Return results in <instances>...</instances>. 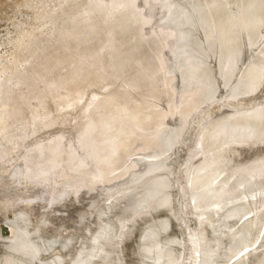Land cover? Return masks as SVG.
<instances>
[{
    "label": "rangeland",
    "instance_id": "1",
    "mask_svg": "<svg viewBox=\"0 0 264 264\" xmlns=\"http://www.w3.org/2000/svg\"><path fill=\"white\" fill-rule=\"evenodd\" d=\"M36 1V2H35ZM59 1H61L62 2V0H0V98H2L10 89V87H11V83L10 82H14V81H17L18 79H20V78H22L23 77V73H25L26 71H27V68H28V66L30 65L29 64V62L28 61H26V60H28L31 56H32V54H33V51H35V50H38V51H43V50H40V47L42 48H45V46L47 47L48 46V44H51L50 42L53 40L54 42L53 43H56L58 40H56V39H58L57 37H56V39H55V37L53 38V36H54V33H51V30H52V28H53V30H54V28H55V26H56V24L57 23H59L58 21L56 22V24H54L55 22L54 21H56V20H58L59 19V17L58 16H60V18L61 19H64V17H62L64 14V16H66L67 14L65 13V9L62 11V9H63V7H60V9H58L59 8V6H61L60 4H61V2H59ZM138 2H139V0H137ZM141 2L143 1L144 3V5L141 3V4H139V5H141V8H138L139 9V11L141 10L142 11V13H144V9H143V7L146 9V14L148 13V12H150L152 9H148V6H150V5H148V6H146V4L148 3L149 4V2L150 3H152V1L150 0H140ZM156 1H158V3H156L154 0H153V2H155V3H153V5L155 6V7H157L158 6V8L161 10V8L163 7V6H166L167 4L165 3H163L164 1L165 2H167V0H162V4L161 5H163V6H161L160 5V3H161V0H160V2H159V0H156ZM174 0H172V3H169V2H171V1H168V3L169 4H175V1L177 2V0H175L174 2H173ZM179 1V0H178ZM199 1V0H198ZM198 1L196 0V2L193 0V2L191 1H189L190 3H191V6L193 5H195L196 3L198 4ZM239 1V2H238ZM237 1V4H236V2H235V0H229L228 1V4H227V7H226V0H225V2H224V5H225V8H226V10H228V8H230L231 9V7L230 6H228L230 3L232 4V7H235L236 8V11L234 10V9H231L229 12L230 13H232V11L234 10L235 12H237V14H236V16H235V12H234V14L233 15H231V14H227L228 15V17L227 18H223L226 22V24H230L229 22H228V18L230 19V17H231V21H232V24L231 25H234V27H236L235 25H237V31H236V33L239 31V29L241 28H243L242 30L240 29V31H242V33L244 34H246V33H248L249 32V30L251 29V31H252V29H255V28H253V27H255V25L256 24H258L259 23V26H261V28L259 29L258 27H256V34L254 33L253 34V32H254V30H253V32H251L250 31V33H252V34H250V33H248V34H246V35H244V38H245V36L247 37V39H251V40H249L250 42H248V40L246 39L245 41L247 42V43H252V44H257V42H258V45L256 46V44H255V46L257 47H251V45H250V47H249V44H248V46H245V45H247V44H245V42L243 43V42H241L240 40H242L243 41V39L244 38H242L243 37V35L241 34V32H239L238 34H237V38L238 39H235L236 38V36H233V35H236V33H234L235 31L234 30H229V28H227V30L229 31H226L225 29H226V27H224V29H222V30H220L219 28V26L221 25V27L224 25H226L225 23H223L224 22V20H223V22H221L222 20H220V21H218V22H221V23H218V22H216V24L218 25H216V29L214 30V28H213V25L215 26V20H213L212 21V19H211V21L210 20H207V19H209V18H205L207 21H209V22H205L204 23V25H206V24H208V27H209V24L211 23V22H214V24L211 26V24H210V26L212 27H209V28H211V29H213V31H214V38L216 37V33H215V31L218 33L219 31H218V29L220 30V34L221 35H219V33H218V35L219 36H221V37H219L218 35H217V39L215 38H212V40H213V44L212 43H210L211 41H209L210 39H211V37H210V33H213V31L211 30V29H209L208 27H207V25L206 26H203V29L205 30V29H209V31H206V32H208L207 34H205L206 32L204 31V30H201V31H203V33H201L200 32V36H199V31L200 30H197V27H199V28H202V25L201 24H203L202 22H201V24H199V22H200V19H198L197 18V12H195L197 9L195 8V7H193L194 9V11L190 8L191 6H189V4L190 3H188V8H189V11H190V9H191V12L193 11V13H191V12H189L188 11V8L187 7H185L186 8V10L183 8V10H185V11H182V12H185V13H187L186 11H188V13H190L189 15H191V17H195V18H197L198 20H199V22L198 21H195V23L193 22V25H192V21L188 24V18L187 17H189L190 18V16H188L187 14H185V13H183L184 14V20H185V17L187 18V20H185V22L187 21V23L186 24H188V25H186V24H184L185 22H184V20L183 21H180L181 20V17L183 16V15H181V17H180V19L176 16L175 17V15H178L177 13H178V11L177 10H179V15L178 16H180V12H181V10H182V8L181 7H183L184 5L185 6H187V3H186V0H184V3L185 4H183V1L181 0V1H179V3H177L178 5L180 4L181 6H179V7H177L176 5H174V6H171L172 8L173 7H177V10H175L174 11V15H171V14H169V13H171V11L170 12H168V9H170L171 7H170V5H167L168 7V9L165 7L164 9L166 10V11H164V9L162 10V11H164V12H167L166 14L165 13H163V15L165 14V15H167V17L165 16L164 17V19L166 18V20H168L167 22L168 23H170L171 24V28H173L174 30H172V29H170V27H169V25L167 24V27L164 29V30H162L163 32L165 31L166 33L169 31H172V32H168L169 34H166L165 32V35L167 36V38H172L173 37V39H174V37H177V40H178V38L179 37H181V38H179V41L177 42L176 41V38H175V42H176V44H172V42L174 43V40L173 39H171V40H169L168 39V44H169V42L171 43V44H169V46H168V44H166L167 43V38L165 37V39H164V41H165V46L167 45V47H165V49L166 50H164L163 51V49H162V51L165 53V55H164V53L163 52H161V53H163L161 56L163 57H161L162 58V61H163V59L166 61H164V63H167L168 64V68H169V70L168 71H170V73L169 74H172V75H169L168 73H166L165 74V69H168L167 68V65L165 66L164 65V63H163V66H164V68H163V72H164V74L166 75V76H169V77H167L168 79H166L165 81L167 82V84H168V82L169 83H171V84H168V87H169V85H170V88L172 89V90H170V88H167V89H169V90H166V89H164L163 90V94H166V92L168 91H170L171 92V94L173 93L174 95H172L170 98H169V96H170V92L169 93H167L169 96L168 97H166V95H165V98L167 99V98H169V99H167L166 101H165V98H163L162 96L160 97L161 99L163 98L164 100H161L160 98H158L159 100H161V102H163V103H161L160 101V104H159V106H158V108H160V110H163V112L165 111V109L167 108L168 109V112H169V109L172 107V106H174L175 104L177 105L178 103H179V105H181L183 102V100H179V101H175V104L174 105H172V103H174V101H173V98H174V100H176L175 98H177L178 99V97H180L181 95L179 94L180 92H181V94L183 93H185V94H188V96H187V98H183L184 97V95L183 96H181L182 97V99H185V100H187L188 99V97L189 96H193L194 95V93L195 94H197V92L198 91H196V90H199V89H197L199 86H201V89H202V87H210V86H208L210 83H207L206 85H204L205 83H204V81H203V79L205 80L206 79V77H205V73L207 72V75L208 76H210V78L211 77H213V79H216L215 78V75H217L216 77H217V80L216 81H212V79H210L208 76H207V79H208V81L210 82V81H212L213 83H214V85L212 84V82H211V87H212V85H213V87L214 88H212L213 89V91H215V90H217L216 89V87H215V85L216 86H218V84H222V86H226L225 88H223L222 86H221V84L219 85V87H222V88H219V89H222L223 91H225V90H227V88H228V92H225V93H220L222 90H220V92H219V90H217L216 92H218V93H215L214 92V94H213V96H212V94L211 93H209V95H208V93L207 92H205L204 94H206V95H208L207 97H205L206 99L204 100V101H206L207 99H209V97H211L210 98V100H212V98H214V100H212L213 102L211 103L209 100L208 101H206V103L205 104H202L201 102H202V100H203V98H202V100L198 103V105H200V107H197V102H198V100H200L199 99V96H205V95H203V93H201V92H199L198 94H199V96L198 97H196L197 95H194L195 96V98H194V101H195V99H196V101H195V104H193L191 101L193 100L191 97H189L191 100H190V103L191 104H193V105H190V103H189V101H185V103H189V107H193V110H195V112L194 113H192L191 115H188V113H191V111L193 112V110H190V108H185L184 107V103L182 104L183 105V107H182V105L180 106V108H178L177 106H174V108L175 107H177L178 109H183L184 110V112L181 110H179L180 112H182V113H178L177 111H178V109H177V111H176V114H173L172 112L174 111V109H172L173 111L172 112H169L170 114H171V116L169 115L168 116V121H166V120H164V121H166V123L164 122V124L166 125V127L164 128V126H163V130H162V128H156L155 126L157 125H159L160 127H162V123H161V125H160V123H156V124H153V125H151V126H153V127H149V129H152V128H156V129H152L153 130V133H155L156 131L155 130H158L157 131V133L158 134H156L155 133V136L157 135L158 137V139L157 138H154V136H153V133L151 132L152 130H150V135H148V134H145L144 133V135L146 136H149L147 139H149L151 136H153L152 137V139L154 138L155 140H159L161 137H162V139H160V140H162V141H160V142H158V143H161V147H159V148H157L158 147V143H157V141L155 142V140L153 139V140H150V141H148V140H146L145 138H143L142 136H143V134H142V136L140 135V133L138 132V134L142 137L141 138V140L143 141V139H145L144 141L145 142H142V141H140L139 143H140V145H141V142L142 143H144L143 145H141V147H143V148H145V150L147 149V148H151V147H148V146H150V145H152V144H146L145 145V143L146 142H148V143H152L153 141H154V143H157L158 145L157 146H155V144H153L156 148L154 149L153 147H152V149L150 150V151H148V150H146V152L144 151L143 153H142V151L144 150V149H140L141 147L140 146H138L139 144H137V146H136V142L138 143V141H136V140H139L138 139V137H139V135H137L136 137H137V139H135V142H134V144H135V146H136V148H134L133 150H135V149H137V148H139L140 150V152L138 151L137 152V150L135 151L136 153L133 155L134 156V158H131V159H133V161L131 162V160H130V157H131V155L130 154H132V153H130L129 154V156H127V160H126V163L124 164V166H122L121 168H122V170H123V168H125V167H132V164H134V161H137V162H135L136 164L138 163V164H141V166L139 167L138 166V164L136 165L137 167H139V168H136V166H135V169H134V171L130 174V175H128L133 169L132 168H130V169H132V170H130L129 168L127 169H124V171L126 172V175L124 174L123 176H127V177H129V179L127 178V177H124V178H122L123 176L120 174V175H118L119 177L117 178V179H119L120 180V178H121V180L120 181H118L117 180V182H115L116 181V179H115V181L112 183L111 182V180L115 177H112V178H110V183H109V179H105V180H99V182H101V183H99L98 181V184H97V182L96 181H94V182H96V184L95 185H93V183L90 185V184H88L89 185V187L91 188V189H88V188H86L85 189V186H84V189H82V186H83V184H81L80 185V189L82 190V191H78V190H76V191H74L75 189H73V192H79L78 193V195L76 194V193H71V191L72 190H70L69 192L71 193V195L70 194H68V189H66L67 187H70V185H66L65 184V182L66 183H69L70 184V182L72 181V180H74V179H72L71 180V178H73V177H71L70 178V182L66 179L67 177L65 176H62V175H66V174H64L65 172H62L61 170L62 169H60V172H58V173H55V171H53L55 168H57V170L59 171V168L58 167H60V168H62V167H67V169L69 168V166L66 164L68 161H69V159L70 160H72V161H74L75 160V158L73 157V156H70V158H67L66 159V161H62V162H65L64 163V166L61 164V163H59V164H61V165H58L57 167L56 166H54L55 168H53V166H52V171H51V167H50V169H48L49 171H51L49 174L46 172V171H41V173L43 172H45V173H47L48 174V176H49V178L47 177V180L44 178L45 176H47V175H45V173L43 174V176H42V179H45L44 181H43V183H42V181H41V176H39V174H37L36 176L35 175H31V178H29L30 176L27 174H25V173H23L24 171H26L27 169H25V167L27 166V164H28V159L26 160V162H27V164L25 165V159H26V157L23 155V154H25V153H28L29 151H27V150H24V149H28V147H29V150H32L33 148L32 147H30V142H32V144H34V146L36 145L35 143H38V142H35V141H33L34 139L36 140V141H40L41 143L43 142V140H45L46 138H48L49 140H50V136H51V133H52V131H54V130H56V129H58V130H56V131H58L57 132V135H56V131H54L52 134H54V135H56V137H60L61 136V134L62 133H64V134H62V136L64 135H66L65 136V139H64V137L62 138L61 137V143H63V142H68L69 144H71L72 142H69V141H67V137L69 136V134H70V136L72 135V137H73V139H72V137H71V139L70 140H75V141H73V142H75V145H78L77 147H79L80 146V144H78L77 142L78 141H76V139H75V137L74 136H76V137H79V136H83L82 134L81 135H77L78 133H77V131H76V129L78 130V128L79 127H77V126H79L78 124H80L81 122H83L84 120L83 119H81V117L80 116H84L83 118L86 120V124H88V122H89V120H92L93 119V117H92V119H91V117L89 118L88 117V115H90L91 116V114L90 113H92L90 110L91 109H89L90 108V103L92 104V105H94V103L97 101V100H99V98L101 99L103 96H105L104 94H102L103 96L101 97V95H99L98 94V92H96V90L97 91H99L100 90V93H103V91L104 92H106V94L107 93H109L108 91L110 90V92L112 91V90H121L123 87H126V85H120L121 87H119V89H117V87H116V84L119 82V78L120 77H114L111 81H104V82H106V84L103 82V83H101V84H99L98 86L96 85V87H95V85H93V86H90V85H87L88 87H89V89H88V87L86 86V87H84L85 85H82L80 88H78V90L77 89H75V93L76 94H79L80 95V97L82 98L81 99V103H83L84 101H86V100H88V99H90L89 100V103H88V101H86L84 104H81L80 102V106H79V103L77 102L79 99H77V97H79V95L77 96V95H73V96H76V99L74 98V97H72L71 96V98L70 97H68L69 96V93L67 92H63V89H60V92H61V94H62V96L61 95H59L60 97H59V100H58V97L54 94H52L51 95V93L48 95V94H46L45 96L47 97V96H55L53 99H55L56 97V99L57 100H54V101H52V100H50V97L48 98H46L45 96L44 97H42L44 100H48V101H46L48 104H53L54 102H55V104H53V106H51L50 107V110L51 111H53V112H51V111H49L48 113L51 115V116H54L55 115V113H57V111L56 110H58V108L60 109V112H59V110H58V114L57 115H55V116H58L59 115V117L58 118H61L60 120L57 118V117H52L51 118V116L49 115V117L47 116L48 115V113L45 111V110H43L42 111V108L40 109V107H39V109H40V111H39V109H38V106L37 105H35V104H37V103H35V102H37V100H38V98H41V97H36L37 99L36 100H34L33 98H35V97H32V95L34 94V93H36V91L38 90V89H40L41 87L42 88H44L43 86H44V84H43V82H40V83H38V86H35L34 88H32L33 89V92H32V90H31V88L29 89V87H27V86H23L22 85V87L23 88H21V87H19V88H17V93L19 94L20 92H21V90H23L25 93H26V96L29 98V97H32L30 100H31V103H35V104H32V106L34 107V111H33V109H31V111H33L32 113H31V111H29L28 109V111H29V113L27 112V117L29 118V116L30 115H32L34 112H38L37 113V117H38V115H40L39 114V112L41 113L42 112V115H44V116H42V115H40V117H38V118H36V120H38L39 119V121L42 119V117L44 118L45 116L47 117V118H51V120H49L48 119V121L47 122H52V121H54L53 122V124H54V126L55 127H52L53 125L50 123V125H47V126H49L48 127V129L51 131V129H52V131L50 132L49 130H48V132H50V133H48L46 130H47V126L45 125V124H49V123H47V122H45V119H46V117L43 119V123L42 122H39L38 121V123H40L41 125L43 124V125H45L46 127H43V129H44V131H43V129L41 130V129H39V130H37L36 132H37V134H35V136H37V137H33V134H32V137L31 136H29L27 139H22V142L23 143H25V144H23L22 142H21V140L16 144V145H18L19 143H20V145H18V146H16V145H14V146H16L15 148H14V146L13 147H10V145H9V148L8 147H6L5 146V148L6 149H8L9 150V155H7L8 154V151H7V154H6V156H8L7 158L5 157V156H3V158H4V160H2V159H0V205H2L4 208H6L4 211H5V215H4V212H3V216L5 217V220H10V221H16V223H17V225H16V223L14 224L15 226H10V227H14L13 229H11L10 227H8L7 226V228H9V229H7L6 228V233H5V231H3L2 229H0V232L2 233V236L0 237V241H2L1 243H0V247H1V245L3 246V247H1V253H7L8 251H10V250H13V248L12 247H14V245L16 246V247H20L19 248V250H18V248H17V250H18V252L20 251V249L22 250V251H20L19 252V254H17V256H19L21 259H22V261H20V264L21 263H25V262H27V263H25V264H31V261H32V264L33 263H35V264H45V262H46V264H49V262L51 261V263L56 259H59V260H57V261H59L58 263H60V264H86L90 259H91V261H89V262H91V263H87V264H110V263H112V264H135L134 262H137L136 264H147L148 262L150 263L151 262V264H163L162 263V260H161V257H162V259L164 258V255L162 254V253H160V254H158L157 256L158 257H160V255H163V256H161L160 258H158V257H156V255L154 256V257H156V258H158V259H155L154 257H153V253H154V249L156 250V249H158V248H160V247H158V246H161V245H163V244H165L164 246H166V244H168V248H170V247H172V248H174V250L172 249V248H170V249H166L167 248V246L166 247H164V249H166L165 251H167V250H173V251H176V253H178L177 255H179V256H176V260L175 261H177L178 259H180V261H177L178 263L177 264H183V262H184V264H190V261H192L191 262V264H197L198 263V261H200V263H201V259H202V262H204L203 260H204V253H203V251L204 250H208V248L207 247H209L210 246V244H212V246L214 245V241H212L213 239H215V236H216V238H217V235H218V237L219 238H221L222 239V237L224 236H227V237H229L230 235H232V236H234L235 237V240L232 238V236L230 237V238H228V239H226V242L229 240V239H231V241L230 242H233L232 240H234V242L237 244V245H233V243H230L229 241L227 242V245H225L226 246V248H228V249H226L227 250V253H225L226 252V250H225V252H224V255H223V257L225 258V259H223V258H216V259H218V260H216L215 259V257H213V256H211V255H208V252H207V250L206 251H204L205 253H206V257H205V259H206V262H207V255H208V257H210V260H211V258H212V260L210 261V260H208V261H210V262H207V264H251V262H252V264H253V262H255V260H257L258 258H259V255L260 254H258V253H261L262 252V259L260 258L259 259V261H256V263L255 264H264V244H262V241H263V243H264V214L263 215H261V214H259V212L258 213H255L256 211H258L259 210V207H260V210L259 211H261V212H263V210H264V207L262 208V206H264V204L262 203V205H261V203L259 202V203H256V204H259L258 206L259 207H257V205L255 206V204L253 205V207L255 206V207H257L258 209H254L255 211L253 212V208H251V203H249L248 205H249V207L248 208H250L249 210L248 209H246L248 212L250 211V213H248V212H246V210H245V208H243V207H247V205H245V204H247L246 203V201H243V198H245V195L247 194V193H245V195L243 196V198L242 199H240V201L244 204V202H245V204L242 206V205H240V206H238V208L236 207V205H237V203L236 202H238V203H241V202H239V199H237L236 197V199L238 200H236V202H232L233 201V199H232V197H231V199L230 200H232L231 202H229V203H231V204H229V205H227V203L226 202H228V201H226L225 202V204H226V209L228 208L229 210L230 209H233V208H237L238 210L236 211V208H235V210L234 211H236V212H233V210H232V212H231V214H230V211H228V214H229V216H228V214H227V217H226V213H225V211L224 210H226V209H224V210H221V209H218V210H220V212L221 211H224V213L225 214H223L222 212H221V214H220V217H219V214H218V216H217V220L218 221H220V219H221V217H224L225 216V222L223 221V220H221V222H218L216 219H214V222H215V220L217 221V223L215 222V224H212V226H213V229H214V227H216L217 229H216V231H215V233H214V231L213 230H211V234H210V231H208V233L210 234L209 236H210V241H209V239H208V237L206 238L207 240L205 241H203V242H205V245L204 244H197V243H195L194 245L192 244V241L193 240H195V238H196V240L198 239V236H196V233H197V231L198 230H200V228H202L203 226H206L207 228H202L201 230H200V232L202 233L203 232V230L204 229H209L210 230V228H208L209 227V225L208 224H210L211 225V223L213 222H211V223H208V224H204V225H201L200 224V219H199V217L197 218V217H194L195 215H197V213L200 211V209H199V211H198V209H197V212H193L192 210H194V207H193V209L191 210L190 208L192 207H190V205H192L193 203H192V201H193V196H195L197 193L196 192H198V195L200 194L199 193V191L200 192H202V190H203V188L201 189V190H198L197 191V189L200 187V185H196V183H197V181L195 180L196 178H195V176L197 175V173H198V170L200 171V173L203 171L202 170V166H203V168H204V166H205V169H210V167L212 168V166H210L209 164L211 163V162H213V161H211L210 160V163H208V165H207V161L206 160H208L207 158H206V160L204 159V161L202 162L204 165H202V163H199V162H201L202 160H203V158L201 159L200 157L204 154H206V153H204L203 151H205V148L206 149H208V147H209V141H208V144L206 143V142H204V141H206L205 139H203L204 138V136L205 137H208V135H209V133L211 132H209L208 130H211L212 128H213V125L215 124V122H214V119H213V121L211 122V123H213L214 122V124L212 125L211 123V126H212V128H211V126L210 125H208V123H207V121L209 122V119H210V117H212V116H217L218 118L219 117H221V119H219V120H221V121H219L218 119H217V123H220V122H222V120H224V118H222V112H226V113H224V115L225 116H227L228 115V117H231V116H234V117H236V118H238L239 116V118H241V114H244L245 112V115L247 114V112L248 111H244L245 109H247L248 107H250V110L249 111H251L252 113H253V111H257V110H254V108L255 107H258V109L261 107H263V106H260V104L261 105H263L261 102V99L262 100H264V82H263V80H264V74H262V73H264V72H262L261 73V71H263L262 70V68H264V59H261V58H263V57H261V56H259V53H261L262 54V52L264 51L263 49H264V39H263V41H262V43L260 42V39L259 40H257L258 39V36H261V35H259L258 33L260 32V33H262V38L264 37L263 35H264V25H262L263 24V18L261 17V15H259V17H260V22L258 21L259 20V17H257V16H255V17H257V22L258 23H252L251 21H254V20H250V19H255L254 18V16H252L251 18L250 17H247V15L245 14V12L243 13V15H245V16H243L242 15V17H245V19L247 20L248 18H250V19H248V22L246 23L245 22V20H244V18H242L240 15L241 14H238V13H240L244 8L243 7H241L242 9H238L239 8V5L242 3V2H240V0H238ZM41 2V3H40ZM44 2V3H43ZM46 2V3H45ZM145 2H146V4H145ZM181 2H182V4H181ZM200 2V1H199ZM233 2H235V4L236 5H238V7H236V5L235 4H233ZM60 3V4H59ZM140 3V2H139ZM193 3V4H192ZM240 3V4H239ZM17 4V5H16ZM23 4V5H22ZM44 4H45V6H44ZM57 4H59V5H57ZM138 3L136 2V5H137ZM155 4H157V5H155ZM195 5V6H197V7H199L200 9L202 8V5ZM230 4V5H231ZM243 4V3H242ZM241 4V5H242ZM143 5V6H142ZM240 5V6H241ZM44 6V7H43ZM56 6H57V9H56ZM152 6V5H151ZM150 6V7H151ZM154 6H152V8H155ZM160 6V7H159ZM201 6V7H200ZM243 6H244V4H243ZM24 7V8H23ZM147 7V8H146ZM149 7V8H150ZM36 10H35V9ZM43 8H47L46 10L45 9H43ZM171 8V9H172ZM198 8V10L197 11H200V9ZM159 9H158V11H159ZM196 9V10H195ZM42 10V11H41ZM56 10V11H55ZM149 10V11H148ZM41 13H40V12ZM50 11H52V12H50ZM140 11V12H141ZM152 11H154V10H152ZM162 11H160L161 13L159 14V12H157V10H156V13L157 14H155L156 16L158 15H161L162 14ZM240 11V12H239ZM36 12V13H35ZM37 12H38V14H37ZM44 12V13H43ZM46 12V13H45ZM55 12V13H54ZM57 12H59V14L57 13ZM62 14H61V13ZM173 12V11H172ZM201 13L200 14H198V15H201V16H205V15H203L204 14V11L202 12V11H200ZM228 12V11H227ZM29 13V14H28ZM40 13V14H39ZM141 13V14H142ZM152 12H150V14H151ZM154 13L155 12H153L151 15H152V17H148L147 18V16H150V14L148 13L147 14V16L145 15V14H143V16H144V18H146V20H148V21H145V23H144V25H143V30L146 28V23L147 24H150V22H149V19H152V18H155L156 16L154 15ZM195 13H196V15H195ZM34 15V17L35 18H33V15ZM42 14H43V16H45V17H43L42 16ZM50 14L52 15V16H50ZM54 14V15H53ZM169 14V15H168ZM182 14V13H181ZM30 15V16H29ZM38 15H39V17H38ZM162 15V16H163ZM226 15V16H227ZM231 15V16H230ZM240 17H239V16ZM55 16V17H54ZM57 16V17H56ZM157 16V17H158ZM162 16H161V18H162ZM171 16V17H170ZM200 16V17H201ZM230 16V17H229ZM233 16V17H232ZM235 16V17H234ZM238 16V19L241 21V19H243V23L241 22L240 23V21H238V20H236L237 17ZM263 17H264V15H262ZM48 17V18H47ZM50 17H53V18H56V19H52V18H50ZM157 17H156V19H157ZM172 17H174L175 18V20H174V18L173 19H170V18H172ZM194 17L192 18V19H194ZM40 18V19H39ZM43 18H45V19H42ZM176 18H177V21L178 22H180V23H178L177 21H176ZM204 18V17H203ZM241 18V19H240ZM163 19V22H158V21H160V16L158 17V19L156 20V21H154L153 19L151 20L152 22L154 21V22H157L156 24L153 22L151 25H154V26H156V28L154 27V26H150V28H155V30L156 31H158L157 29H159L160 31H161V29H160V26H165V20ZM170 19V20H169ZM182 19H183V17H182ZM205 19H201V21L203 20H205ZM42 22H41V21ZM53 21V23H52V21ZM176 21L178 24H180L181 25V22L183 23L182 25H184V27H188V26H190L191 25V27H192V29L194 28V30H197L198 31V34H197V31H195V33L193 34V35H188V33H189V31H188V33L186 34V32H187V30H184L185 28L184 27H182L181 28V26L180 25H178L177 23V25H178V27H177V29L178 28H181L183 31H186V32H182V30L181 29H179V30H181V32L179 31V30H177V29H175L174 27L175 26H177L176 24H175V26H172V24L174 23H172V21ZM191 20V18L189 19V21ZM196 20V19H195ZM236 20V22L234 23V21ZM250 20V21H249ZM255 20V21H256ZM39 21V22H38ZM46 21H47V23H46ZM49 21V22H48ZM59 21H60V19H59ZM161 21H162V19H161ZM261 21H262V23H261ZM46 23V25L44 26V24ZM51 22V23H50ZM61 22V21H60ZM240 23V24H237V23ZM245 22V23H244ZM250 22V24L252 25V28H251V26H248V25H250V24H248ZM161 23H163L164 25H162ZM196 23H198L199 25H196ZM47 24H49V25H47ZM50 24H52L51 25V27H49L50 26ZM161 24V25H160ZM220 24V25H219ZM243 26H242V25ZM244 24H248L247 25V27H244ZM174 25V24H173ZM186 25V26H185ZM245 25V26H246ZM53 26V27H52ZM144 26H145V28H144ZM157 26H159V28H157ZM195 26V27H194ZM228 26V25H227ZM239 26V27H238ZM257 26V25H256ZM45 27H47V28H45ZM219 27V28H218ZM149 27H147L146 28V30H145V32L147 31H150V32H148V34H150L151 33V31H153V30H150V28L148 29ZM167 28H169L168 29V31H167ZM196 28V29H195ZM223 28V27H222ZM250 28V29H249ZM43 29H45V30H43ZM51 29V30H50ZM148 29V30H147ZM187 29V28H186ZM192 29H190V30H192ZM245 29H246V31H245ZM258 29L260 30V31H258ZM262 29H263V31H262ZM41 30H43V32H41ZM52 30V31H53ZM154 30V31H155ZM189 30V29H188ZM224 30H225V32H224ZM245 32H244V31ZM44 31H47L48 32V34L49 33H51V34H49L48 36H46L47 34H46V32H44ZM174 31H175V33H177V31H179L180 32V35H182L183 33H184V35H182V36H180L179 34H176L177 36H174L175 35V33H174ZM212 31V32H211ZM233 33V34H231V32ZM257 31H258V33H257ZM144 32V31H143ZM178 32V33H179ZM191 32H193V31H190V33ZM205 32V33H204ZM226 32L227 33H229V34H231V35H226ZM172 33H174V34H172ZM33 34V35H32ZM36 34V35H35ZM37 34H39V35H37ZM42 34H43V37L44 38H42V37H40V35L42 36ZM53 34V36H51ZM145 34H147V33H145ZM185 34H186V36H185ZM197 34V35H196ZM201 34H205V36L203 35H201ZM209 34V39H207V35ZM224 34V35H223ZM171 36V35H173L172 37H168V36ZM195 35V36H194ZM225 36V40L223 39V41L222 42H226V39H227V41H229V38H230V42H226L227 43V46H229V47H227L226 46V44L225 43H221V41L219 40L218 41V39L219 38H223V36ZM242 35V36H241ZM247 35H252V36H247ZM257 36V39H256V36ZM21 36V37H20ZM31 36H34V37H32V39H31ZM35 36H36V38H35ZM49 36L51 37V41H49L50 40V38H49ZM185 36V38H187V36L188 37H190V39H192V40H194V38L195 37H198L201 41H202V39H204V37H205V39L204 40H207L208 42H203V43H209L208 45H203L202 44V42H201V45L203 46V47H205V48H203L202 47V50L203 49H206V47L208 46V50L210 51H208L207 50V52H206V50H203L204 52V54H203V56L205 55V56H207V53L209 52V53H211V54H214V51L213 50H215V49H217V48H215L214 47V43H218V44H221V46L220 47H218V49L216 50V52H215V55H212V56H216V58H215V61H217L216 59H219V58H221V56H223L224 54H226V53H224V52H227L228 50L227 49H229V53H231L230 51H231V49H234V48H230V43L231 44H235V45H231V46H235V48L236 47H240L242 50H245V49H247L248 47V49H249V51H248V49L247 50H245V51H247L248 53L249 52H251L252 50V48L254 49V51L253 52H255V50H257V49H259L260 51H258L259 53H257L258 55L257 56H259L258 58H260L261 60H263V62L261 61L260 62V59H258L257 58V56L256 55H252V56H256V58H257V60H256V58L254 59V57L252 58L253 59V61H256V62H253L252 60H251V55L250 54H253V52L252 53H249V57H248V53H245V51H234V50H232V51H234L233 53L235 54V56H234V54L233 53H231L234 57H232L233 58V61H231V63H234V62H236V60L238 59H242V61H243V59L244 58H237V57H239V56H242L241 55V53H245L246 54V56L248 57V58H250V59H248L247 60V57H246V60H247V62L248 61H251V63H253L252 65H250V66H253L252 68H246V66H248L249 64H251V63H249L248 62V65H244L245 66V68L246 69H244V66H241L242 68H243V70H245L244 71V74L245 73H247V71L248 70H250V72L249 73H251V72H255V70H259V69H256L257 67H261V71L259 72V73H261V76L259 75V73H258V76L259 77H257V78H255V75H253L252 73H251V77H253V78H251V77H249L248 75H250V74H248L247 76L249 77V78H251V79H255V80H253V81H251V79L249 80V78L245 75H243V71H241V73H242V75L244 76V78L245 79H242L243 77H241V79L243 80V81H246L247 82V85L246 84H244V83H246V82H244L243 83V81L240 79L239 81V83H241V81H242V84H244V85H242L244 88H241L240 87V85L237 83L238 82V80H237V78L239 77L240 78V76H242V75H239L240 74V69L242 70V68L240 67V65H242L243 64V62L241 63V62H239L238 60V63H236L238 66H239V68H237L236 70H234L232 67H229V70L227 69V71H231L232 72V70H233V72L235 71H237V73H238V70H239V74H237V76L235 75L236 73L234 72H230L231 73V76L233 75H235L234 77H236V80H237V82H236V80H235V78L233 79V76H232V78L230 77V73L228 74V75H224V72H226V74H227V71H225L226 70V68H225V70L224 71H221V69H224V65H226V62L225 61H227L226 59H228L229 57L227 56V55H229L230 56V59L232 60V58H231V54H226V56L224 57V58H226L224 61H223V57H222V59H219L217 62H220V60H221V62H222V64H221V67L219 66L220 64L219 63H215V61L213 60L214 59V57H209L210 56V54L208 53V57H203L202 56V51H201V49H199L200 47H201V45H200V40L198 41V40H196V38H195V40L196 41H198V43L196 42H193L192 40H190L189 38L188 39H185V40H188V42L187 41H184V43L186 42V43H188V44H184L182 41H181V39L182 40H184L182 37H184ZM212 37H213V34L211 35ZM226 36L227 37H229V38H226ZM255 36V37H254ZM18 37V38H17ZM192 37V38H191ZM194 37V38H193ZM240 37L242 38V39H240ZM249 37H251V38H249ZM44 40L45 39V41L47 40V43L44 41H42V39ZM233 40H232V39ZM253 38L254 39H256L257 41L255 42V40H253ZM260 38V37H259ZM30 39V40H29ZM33 39H35L34 41H33ZM21 40V41H20ZM39 40H41V42L39 41ZM189 40H190V42H189ZM203 40V41H204ZM216 40V41H215ZM240 41L238 44H236L238 41ZM23 41V44H27L29 41H32L33 43L31 44V42L28 44V46H32L33 48H31V46L28 48V46H24V48H22V47H20V49H19V47H17V43L18 42H22ZM40 43V45H38V42ZM172 41V42H171ZM191 41H192V43H191ZM234 41H236V43L234 42ZM251 41H253V42H251ZM34 42H37V43H34ZM220 42V43H219ZM255 42V43H254ZM259 42L261 43V44H259ZM15 43V44H14ZM44 45H42V44ZM46 43V44H45ZM177 43L178 44H183V45H179L178 47H177ZM189 43L190 44H193L194 45V43H195V45L194 46H196V48L195 49H193V47L191 46V45H189ZM212 44V45H211ZM33 45H36V46H38L39 47V49H38V47L37 48H35L34 49V46ZM42 45V46H41ZM175 47H173V46ZM197 45H198V49H197ZM200 45V46H199ZM211 45V46H210ZM237 45H240V46H237ZM260 45V46H259ZM35 46V47H36ZM210 46V47H209ZM227 47L226 48V50H225V48L224 47ZM242 46H245V47H242ZM262 46H263V48H262ZM163 47V48H164ZM173 47V48H172ZM214 47V48H213ZM262 49H261V48ZM18 48V49H17ZM22 48V49H21ZM26 48H28L27 50L29 51H27L26 50ZM42 48V49H43ZM65 48V47H64ZM63 48V49H64ZM211 48V49H210ZM31 49V50H30ZM220 49V50H219ZM225 51H224V50ZM239 48H236V50H238ZM25 50V51H24ZM182 50V51H181ZM200 51L199 53L200 54H198L197 52L198 51ZM219 50V51H218ZM240 50V49H239ZM22 51V52H21ZM26 51L28 52L27 54H26ZM31 51V52H30ZM61 51V50H60ZM59 51V52H60ZM197 51V52H196ZM222 53H221V52ZM16 52H17V54L18 53H21V54H16ZM32 53V54H31ZM218 53V55H216ZM221 55H220V54ZM238 53L240 54L239 56H237L238 55ZM244 53H243V56L242 57H244ZM256 54V53H255ZM264 54V53H263ZM24 55H26V57L24 56ZM28 55H31V56H28ZM166 57H164V56ZM28 56V57H27ZM202 57V59H203V61L204 60H206V65H209L211 62H213L212 63V65H210V66H208V67H206V66H204L205 67V69H204V67L202 66V65H205V62L202 64V59H201V57ZM237 56V57H236ZM251 56V57H250ZM33 57V56H32ZM182 57V58H181ZM218 57V58H217ZM207 58V59H206ZM211 58H213V59H211ZM234 58H236V60L234 59ZM31 59V58H30ZM209 59V60H208ZM230 59H229V61H230ZM199 60H201L202 62H199ZM213 60V61H212ZM235 60V61H234ZM246 60H244V61H246ZM69 61H71L72 62V60H69ZM198 61V62H197ZM228 61V62H229ZM257 61H259L260 63H258ZM68 62V61H67ZM67 62H65V64H63V66L62 67H60L59 68V72L61 73V71L63 72V71H65V73L67 74L68 73V71L67 70H69L70 69V66L72 65V63H70L69 64V62L67 63ZM196 62H197V65H198V63H200V64H202V65H200L202 68L199 70L198 68L200 67H196ZM210 62V63H209ZM220 62V63H221ZM34 63H35V61H34ZM195 63V64H194ZM209 63V64H208ZM214 63H215V66H216V64H218L217 65V67L219 66L220 68H219V70L221 71V74H220V76H222L220 79L221 80H223V82H224V80H226L227 81V79L228 78H231V79H233V80H231V79H229V81H233V83H231L230 82V84H229V86H228V83H229V81L227 82V85L225 84L226 82H221V81H219L220 83H218L217 81H218V78L220 77L219 76V74L216 72V71H214V70H217L218 71V69H215L216 67H214L213 65H214ZM223 63H224V65H223ZM245 63V62H244ZM258 63V64H257ZM33 64V63H32ZM193 64V65H192ZM235 64V63H234ZM254 64H255V66H254ZM257 64V65H256ZM222 65L224 66V67H222ZM260 65V66H259ZM262 65V66H261ZM64 66H65V68H66V70L65 69H62V68H64ZM66 66H68V68L66 67ZM190 66V67H189ZM193 66V67H192ZM212 66V67H211ZM249 66V67H250ZM166 67V68H165ZM183 67H184V69H183ZM189 67V68H188ZM197 68L195 71V73L194 72H192V70L194 69V68ZM212 68L213 69V72L214 73H211V71H212V69H211V71L209 70V69H207V68ZM214 67V68H213ZM227 67V66H226ZM256 67V68H255ZM180 69V71L182 70V71H186L185 73L184 72H180L179 70H177V69ZM182 68V69H181ZM186 68L187 69H189V71L191 72H189L188 70H186ZM232 70H231V69ZM253 68H255V70H253V71H251ZM203 69V72L201 71ZM61 70V71H60ZM205 70H207V71H205ZM247 70V71H246ZM167 71V72H168ZM194 71V70H193ZM201 72V74H205L204 75V77L202 76V75H200V73L199 74H197L198 72ZM209 71V72H208ZM188 72V73H187ZM63 74V73H61L62 75H66V74ZM183 73V74H182ZM196 75H199V76H194V74ZM217 73V74H216ZM220 73V72H219ZM222 73H223V75H224V78H226V79H224L223 78V75H222ZM257 73V72H256ZM168 74V75H167ZM192 74V75H191ZM209 74H212V75H209ZM255 74V73H254ZM239 75V76H238ZM257 75V74H256ZM173 76V77H172ZM219 76V77H218ZM226 76H229V77H226ZM263 76V77H262ZM170 77H172V79L170 78ZM191 77V78H190ZM199 77V78H198ZM203 77V78H202ZM261 77V78H260ZM116 78H118V79H116ZM201 78V79H200ZM238 78V79H239ZM247 78V79H246ZM262 80L261 82H263V83H260V85H262L263 84V86H261V87H263L261 90H260V88L261 87H259V86H257V84H256V82L255 81H259L260 79ZM263 78V79H262ZM219 79V80H220ZM118 80V81H117ZM122 78H120V83L119 84H121L122 83ZM172 80V81H171ZM191 80V81H190ZM248 80L249 81H251L250 83L251 84H248ZM112 81H117V83L116 82H112ZM162 81H164V79H162ZM164 81V82H165ZM191 82V84H190V82ZM193 81H194V84H193ZM196 81V82H195ZM203 81V83H201ZM207 81V80H206ZM207 81V82H208ZM110 82V83H109ZM112 82V83H111ZM125 84H126V82H125V80L123 81ZM161 80L159 81V84H160V86L162 87L163 85H165V83L163 82H161ZM215 82H216V84H215ZM234 82L235 83H237V84H234ZM107 83H109V85H114L115 83V86L114 87H112V86H107L108 84ZM186 83H188V85L186 84ZM252 83H255L256 84V86H257V88L255 87V86H252L253 84ZM40 84V85H39ZM123 84V83H122ZM162 84V85H161ZM201 84V85H200ZM225 84V85H224ZM231 84H234V85H231ZM254 84V85H255ZM107 86V87H105V86ZM186 85L188 86V87H186ZM199 85V86H198ZM204 85V86H203ZM237 85V86H236ZM252 86L251 88H249V89H251L250 91H252L250 94L248 93L247 94V91H244L245 89L247 90L248 89V87H246L245 88V86ZM39 86H40V88H39ZM102 86H104V87H102ZM233 86H234V88H233ZM25 87H26V89H27V91L28 92H26L24 89H25ZM38 87V88H37ZM102 87V89H97V88H101ZM111 87V88H110ZM116 87V88H115ZM197 87V88H196ZM206 87H205V90H206ZM210 87V88H211ZM232 87V88H231ZM237 87H239V88H241V89H244V90H240L239 91V88H237ZM92 88V89H91ZM107 88H109V89H107ZM115 88V89H114ZM121 88V89H120ZM195 88V89H194ZM218 88V87H217ZM231 89V91H230V89ZM256 88V89H255ZM259 88V89H258ZM19 89V90H18ZM79 89L81 90V91H79ZM87 89L89 90V92H86L87 91ZM91 89V90H90ZM95 89V90H94ZM188 89V90H187ZM201 89H200V91H201ZM207 89H209V88H207ZM215 89V90H214ZM248 89V90H249ZM254 89V90H253ZM29 90H31V92L29 91ZM84 90H86V91H84ZM94 90V91H93ZM103 90V91H102ZM173 90H175V91H178L179 93V95L180 96H176L175 97V95H176V93L177 92H173ZM203 91L202 92H204V89H202ZM255 90H258V92L256 91V92H253V91H255ZM84 91V92H83ZM92 91L94 92L93 94L94 95H96L97 97V99H95V100H93L94 98H95V96L92 94ZM196 91V92H195ZM208 91V90H207ZM210 91V90H209ZM243 91V92H242ZM96 92V93H95ZM165 92V93H164ZM189 92H193V94L192 95H190V93ZM212 92V91H211ZM240 92H242V93H246V94H243L242 95V93H240ZM33 93V94H32ZM63 93H64V97H63ZM83 93V94H82ZM85 93H86V95H87V97H86V95H85ZM89 93V94H88ZM236 93V94H235ZM65 94H67V95H65ZM98 94V95H97ZM138 94V93H137ZM216 94V95H215ZM224 94H226V95H224ZM82 95V96H81ZM83 95H84V97H83ZM90 95H92V96H94V97H92V96H90ZM133 95L136 97H139L140 95L138 94V95H136V91L135 92H133ZM215 95V96H214ZM68 97V99H67V97ZM91 98H90V97ZM79 97V98H80ZM186 97V96H185ZM51 98V99H52ZM63 98V100H64V98H65V100H67V102L66 101H64V102H66V103H62L63 102V100H61V99ZM85 98V99H84ZM88 98V99H87ZM198 98V99H197ZM201 98V97H200ZM32 99H33V101H32ZM72 99H73V101H72ZM75 99V100H74ZM84 99V100H83ZM154 99V101H155V98H153ZM157 99V100H158ZM179 99H181V98H179ZM61 100V103L60 102H58V101H60ZM70 100V101H69ZM91 100H93V101H91ZM35 101V102H34ZM39 101V100H38ZM56 101H57V103H56ZM69 101V102H68ZM72 101V102H71ZM165 101V102H164ZM261 101V102H260ZM51 102V103H50ZM71 102V103H70ZM76 102V103H75ZM157 102V104H158V101H156ZM180 102H182V103H180ZM209 102H210V104H209ZM216 102V103H215ZM259 102H260V104H259ZM30 103V102H29ZM27 104L28 106H30L31 104ZM60 104V106L61 107H59V104ZM74 103V104H73ZM78 103V104H77ZM89 104V107L86 105V104ZM257 103H258V105L259 106H256L257 105ZM57 104V105H56ZM63 106H62V105ZM69 104H73L71 107H73L74 109H75V107L74 106H76V109H75V111L76 112H74V110H71V109H73V108H70V106H69ZM156 104V105H157ZM58 106V107H56V106ZM66 105V106H65ZM78 105V106H77ZM85 105V106H84ZM160 105H161V107H160ZM194 105H196L195 106V108H198V109H195L194 108ZM214 107H213V106ZM216 105H218L217 107H216ZM32 106H31V108H32ZM64 106H65V109H61V108H64ZM69 108H68V107ZM81 106H84V108L86 109V106L88 107V109H86V110H83L84 108L83 107H81ZM252 106H255V107H252ZM1 107H3V108H1ZM53 107H55V108H53ZM66 107H67V109H69L68 111L66 110ZM78 107H80V108H78ZM168 107H170V108H168ZM222 107V108H221ZM233 107V109L235 110V111H239L240 112V109H241V112H243L244 111V113H241L240 115H237L236 113H238V112H234V110H233V112H231V113H234L233 115L230 113V112H228V113H230V116H229V114H227V111H229V108L231 109ZM234 107H236V108H234ZM239 107H243V111H242V108H239ZM245 107H247V108H245ZM53 108V109H52ZM57 108V109H56ZM91 108H93L92 106H91ZM161 108H163V109H161ZM238 108V109H237ZM253 108V109H252ZM3 109H6L5 108V106H0V132H5L6 130H7V127H6V121L10 118V117H8V113L6 112V111H3ZM83 110V112H82V110ZM166 109V110H167ZM187 109H189V111L190 112H188L187 111ZM224 109H227V110H225V111H222V110H224ZM249 109V108H248ZM252 109V110H251ZM257 109V108H256ZM35 110H37V111H35ZM71 110V111H70ZM81 112H80V111ZM93 110V109H92ZM187 111V114H186V111ZM56 111V112H55ZM64 111V112H63ZM70 111V112H69ZM77 111H79V112H77ZM85 111H88V113L85 115L84 113H85ZM222 111V112H221ZM231 111H232V109H231ZM61 112H63V113H61ZM68 112V113H67ZM165 112H167V111H165ZM36 113H34V114H36ZM71 114V116H70V114L69 115H67V114ZM75 113V114H74ZM79 113H81V114H84V115H80ZM175 113V112H174ZM219 113H221V114H219ZM249 113V112H248ZM30 114V115H29ZM33 114V115H34ZM53 114V115H52ZM61 114V115H60ZM72 114H73V116H72ZM166 114H168V113H166ZM166 114H165V119H166ZM227 114V115H226ZM250 114V113H249ZM5 115V116H4ZM62 115H65L66 116V118L63 116V119H62ZM74 115H77V116H74ZM220 115V116H219ZM222 115V116H221ZM243 116L242 118H241V120L244 122V120H245V118H247L248 117V119H249V116ZM248 115V114H247ZM35 116V115H34ZM34 116H31V118L33 117V118H35ZM42 116V117H41ZM67 116H69V117H67ZM86 116V117H85ZM72 117H74V119H75V117H79L78 118V120L77 119H75L76 121H77V123L75 122V120L72 118ZM89 118V119H86V118ZM170 117V118H169ZM224 117V116H223ZM228 117H227V119H228ZM8 118V119H7ZM213 118H215V117H213ZM235 118V119H236ZM238 118V120H240ZM7 119V120H6ZM55 119V120H54ZM64 119H67V120H64ZM57 120V121H56ZM69 120H71V122L69 121ZM82 120V121H81ZM212 120V119H211ZM210 120V121H211ZM216 120V119H215ZM237 120V121H238ZM240 120V121H241ZM5 121V122H4ZM33 121H35L34 119H33ZM55 121L57 122L56 123V125H57V127H56V125H55ZM61 121H63V122H61ZM69 121V123L68 124H66L67 122ZM81 121V122H80ZM246 121H248V120H246ZM246 121H245V123H243V122H240V124L241 123H243L242 125H246V127H242L243 129L244 128H247V126H249V125H247L246 124ZM249 121H250V119H249ZM37 122V121H36ZM45 122V123H44ZM58 122L60 123V124H58ZM72 122L74 123V124H72ZM91 122V121H90ZM251 124H253V122H254V120H252L251 119ZM259 122V121H258ZM7 123H8V121H7ZM64 123V124H63ZM71 123V124H70ZM83 123H85V121L83 122ZM206 123V124H205ZM216 123V124H217ZM255 123V122H254ZM257 123V122H256ZM264 122H260V124L259 123H257V124H259L260 126H262L261 127V129H260V127L257 125V124H255L256 126H258L259 127V130H263V125H261V124H263ZM62 124V126L61 127H63V125H68V126H66L64 129L63 128H61L60 127V125ZM69 124H70V126H71V130H72V126L74 125H76V127H74L73 128V130H75L74 132H73V130L71 131L70 129H69ZM248 124H250V122L248 123ZM204 125H208L209 126V129H207L208 128V126L206 127V126H204ZM235 126H236V123L234 124ZM239 125V121L237 122V126ZM158 126V127H159ZM216 126V125H215ZM214 126V127H215ZM240 126V125H239ZM238 126V127H239ZM252 126V125H251ZM251 126H249V127H251ZM256 126H254V124H253V128L252 129H254ZM202 127H204V131L207 129V131L209 132V133H206V132H201V130H202ZM241 127H239V129L241 130L242 128ZM62 130H61V129ZM211 128V129H210ZM46 129V130H45ZM62 131V133L61 132H59L60 130ZM142 130H143V132H144V130L146 131V129L149 131V129L148 128H141ZM249 129H251V128H249ZM256 129V128H255ZM258 129V128H257ZM40 130H41V132L42 133H44L45 131V133L44 134H42L41 132H40ZM63 130H65V132L63 131ZM71 132H73L72 134L70 133V131ZM142 130H141V132H142ZM179 130H181L180 131V133L178 134V133H176L177 131L179 132ZM69 131V132H68ZM138 131V130H137ZM139 131H140V129H139ZM159 131H160V133H159ZM162 131V132H161ZM67 132V133H66ZM171 132V133H170ZM263 132V134H264V131H262ZM48 133V135H46ZM58 133L60 134V135H58ZM75 133V134H74ZM146 133H148V132H146ZM152 133V134H151ZM201 133H203L204 134V136H203V134H201ZM1 134V133H0ZM38 134H40L39 136H38ZM68 134V135H67ZM175 134V135H174ZM177 134H178V137H177ZM200 134H201V136H200ZM208 134V135H207ZM50 135V136H49ZM53 135V136H54ZM207 135V136H206ZM49 136V137H48ZM51 137V138H55V137ZM70 136H69V138H70ZM144 136V137H145ZM163 136H166V137H168V141H170V142H168L166 139L167 138H165V137H163ZM203 136V137H202ZM46 137V138H45ZM105 137V136H104ZM173 137H175V138H173ZM202 138L203 139V141H202V143L204 142V143H206V144H204L203 143V146L205 147V148H199L200 147V145L202 146V144H200V145H197V142L198 141H196V140H199V141H201V139H199V138ZM264 136H262V138H263ZM30 138H32V141H30ZM45 138V139H44ZM69 138H68V140H69ZM85 140H84V139ZM82 139L85 141V143H82V144H85V146L87 147V144L86 143H88L90 140H86V138L87 137H83ZM89 138H91V137H89ZM163 138H165V141H164V143H166V144H164V145H162V142H163ZM58 139V138H57ZM57 139H54V140H57ZM81 139V140H82ZM88 139V138H87ZM103 137H99V142H103ZM109 139V138H108ZM108 139H106V138H104V141H105V143L107 142L108 143V141L110 142V140L112 139L111 137H110V139L108 140ZM26 140H29L28 142L29 143H27V145H26ZM52 140L53 139H51L50 140V142H52ZM60 139H58L57 140V142H54L53 141V143L55 144V143H57V146L59 147L60 146V141H59ZM63 140H65V141H63ZM79 141H80V139H78ZM207 140H208V138H207ZM48 141V140H47ZM47 141H44V143L45 142H47ZM63 141V142H62ZM87 141V142H86ZM112 141H113V139H112ZM112 141L110 142V145L112 144ZM263 141H264V138H263ZM263 141H261L262 142V144L264 145V143H263ZM35 142V143H34ZM49 141H48V143H47V145H52L53 143H50ZM82 142V141H81ZM96 142H98V141H96ZM101 142V143H102ZM38 143V145L40 146H42V144H44V143ZM80 143V142H79ZM90 144L92 143V141L91 142H89ZM88 143V144H89ZM258 143H260V141L258 142ZM28 144H30V145H28ZM46 144V143H45ZM44 144V145H45ZM89 144V145H90ZM255 144V143H254ZM254 144H251V147L254 145ZM261 144V145H262ZM56 145V144H55ZM72 145H73V143H72ZM262 145V146H263ZM31 146H33V145H31ZM37 146V145H36ZM35 146V147H36ZM38 146V147H39ZM53 146V145H52ZM108 146H109V143H108ZM146 146V147H145ZM207 146V147H206ZM256 146H258V145H254V147L252 148L253 149V151H254V149H255V147ZM43 147V146H42ZM54 147V146H53ZM52 147V148H53ZM56 147V146H55ZM82 147V146H81ZM81 147H79V148H81ZM84 147V149L82 150L81 149V151H80V149H76V150H79V152L78 153H85L86 155H88V153H86V151L87 150H85V149H92L93 147H91L90 146V148L89 147ZM173 149H172V148ZM83 148V147H82ZM169 148V149H168ZM258 148V147H257ZM157 149V150H156ZM198 149V151H200V149H202L201 151H200V154H201V156H200V154H199V152L198 151H196ZM11 150V151H10ZM23 150H24V153H23ZM95 149L93 148L92 149V151L93 152H95L94 151ZM132 150V151H133ZM163 150V151H162ZM166 150H167V152L168 153H166ZM169 150H171V151H169ZM83 151V152H82ZM85 151V152H84ZM100 150H97L96 152H99ZM102 151V153H99L100 155H101V159H100V156H99V160H102L103 159V152L104 151H106V150H101ZM100 151V152H101ZM173 151V152H172ZM207 151V150H206ZM248 151L250 152V149H248ZM247 151V153L246 154H241L242 156H240V157H242V158H240V157H238L239 155H237V157H235V158H237V161L235 162V160H234V158H232L233 159V161L235 162V163H231V162H233V161H231L229 164H231L233 167L232 168H229V167H231V165H228V167H227V169L229 170V172H231V170L234 168V165L238 162V158H240V160L241 159H243V160H241L242 162H238L237 164V166L240 168V166L241 167H243V168H245L246 167V162L248 163V164H250L249 162H250V160L248 161V158L249 159H251V161H253L254 159H253V157L255 156V155H257V151H258V149L257 150H255V154H254V156H251V154L253 155V153L252 152H250V156H249V152ZM96 152L95 153H91V150H89V157H91L92 156V159L90 158L89 159V157H87L88 159H89V161H91V160H93L95 157H97L98 158V155L97 156H95V157H93V155H95L96 154ZM175 152H177V154H175ZM23 153V154H22ZM77 153V152H76ZM80 153V154H81ZM90 153L91 154H93V155H90ZM105 153V152H104ZM138 153H139V155H140V157H139V155H138ZM172 153H174L175 155H173ZM198 153V154H197ZM203 153V154H202ZM142 154V155H141ZM195 154H196V156H195ZM248 154V156H246ZM137 155V156H136ZM150 158H148L147 156ZM159 155V156H158ZM163 155V156H162ZM167 156V158H166V156ZM172 155L173 156H176V157H172ZM199 155V156H198ZM203 155V156H204ZM84 156V159H87L86 157H85V155H83L82 154V156H80L81 157V159H82V157ZM105 156V155H104ZM132 156V157H133ZM145 156V157H144ZM152 156H154V157H152ZM245 156V157H244ZM80 157H77L76 158V160L78 161V162H76V164H74V165H78V163H79V160H81V159H79L78 160V158H80ZM159 157V158H158ZM166 159H165V158ZM178 157V158H177ZM197 157H199V158H197ZM205 157H207V155H205ZM204 157V158H205ZM246 157H248V158H246ZM1 158V157H0ZM24 160H23V159ZM96 158V159H97ZM153 158V159H152ZM155 158V159H154ZM84 159H82V161H80V163L82 162V165H86L85 163L87 162V161H83ZM170 161H169V160ZM193 159H195V160H193ZM244 159H246L247 161H245ZM75 160V161H76ZM98 159L95 161V162H97V161H99ZM129 160V161H128ZM142 160V161H141ZM166 160V161H165ZM167 160H168V162H167ZM199 160V161H198ZM201 160V161H200ZM214 160V159H213ZM74 161V162H75ZM94 161H91V162H94ZM163 161V162H162ZM206 161V163H204ZM219 161V159H217V161L215 160V162H214V164L215 163H217ZM20 162V163H19ZM25 162V163H24ZM73 162V163H74ZM85 162V163H84ZM91 162H89V163H91ZM94 162V164L92 165V163H91V165L89 164V166L91 167V166H94L95 165V167L97 168V165H96V163ZM128 162V163H127ZM146 162V163H145ZM159 162H161V164H162V167L159 165V167H158V165L157 166H155V164H159ZM164 162H166L167 163V165H164ZM245 162V163H244ZM22 163H24L23 165H22ZM72 163V164H73ZM79 163V164H80ZM84 163V164H83ZM88 163V162H87ZM142 163H145L146 165L147 164H149L150 163V165H148V166H146V165H144V164H142ZM165 163V164H166ZM69 164V163H68ZM71 164V163H70ZM72 164L70 165L71 167H73L72 169H71V167H70V171L72 170V172H70L69 171V169H68V173H69V175L70 176H72V174H74L75 173V171H77L78 169H77V167L79 166H77V167H74V166H72ZM212 164V163H211ZM214 164H212V165H214ZM234 164V165H233ZM241 164V165H240ZM22 165V166H21ZM56 165H57V163H56ZM67 165V166H66ZM131 165V166H130ZM135 165V164H134ZM133 165V166H134ZM209 167V168H207V166ZM217 165H218V163H217ZM240 165V166H239ZM242 165H244V166H242ZM25 166V167H24ZM88 166V165H87ZM87 166H85V168L87 167ZM88 166V167H89ZM164 166V167H163ZM165 166H166V168H168L169 169V171L171 172H169L170 174L168 175V173H166L165 172V170L164 169H166L165 168ZM168 166V167H167ZM236 165H235V167L237 168H234V170L236 169V172L234 171V170H232L233 172H231V173H233V174H237V170H238V167H237ZM22 167H24V169L22 168ZM80 167V166H79ZM87 167V168H88ZM154 168V169H152V168ZM156 167H158V169L160 168H162V170H164V171H160V172H162V173H160V172H158V170H157V168ZM214 167L215 166H213V169H214ZM26 168H28V166L26 167ZM84 167H82V168H80V169H85ZM134 168V167H133ZM143 168V169H142ZM200 168H201V170H200ZM243 168H240V169H243ZM23 169V170H22ZM66 169V168H65ZM66 169V170H67ZM73 169H77V170H73ZM152 169V171L154 170L155 171V169L157 170L156 171V173H154V171H153V173L154 174H160V175H156L157 176V178H156V176H154L153 175V177H152V175L151 174H153L150 170ZM168 169H167V171H168ZM204 169V170H205ZM14 170V171H13ZM16 170V171H15ZM20 170V172H18ZM22 170V171H21ZM56 170V169H55ZM65 170V171H66ZM128 170H130L129 171V173L127 172ZM64 171V170H63ZM124 171H123V173H124ZM240 171V170H239ZM16 172V173H15ZM67 172V171H66ZM18 173H20V175L18 174ZM22 173V174H21ZM26 173H27V171H26ZM53 173V174H52ZM60 173H63L62 175L60 174ZM128 173V174H127ZM135 173V174H134ZM165 173L168 175H166V177H163L164 175H165ZM15 174V175H14ZM23 174H25L24 176H22ZM136 174H138L137 176L138 177H134V175L136 176ZM144 174V175H143ZM163 176H162V175ZM191 174V175H190ZM218 174H220V173H218ZM217 174V175H218ZM27 176H29V177H27ZM52 176V177H51ZM120 176H122V177H120ZM158 176H161V177H163V178H165V179H163V178H161V180H159L160 179V177H158ZM34 177H38V178H40V179H38V178H34ZM51 177V178H50ZM75 177V176H74ZM135 179H134V178ZM142 177V178H141ZM150 177V178H149ZM153 178V179H152ZM159 178V179H158ZM193 178H195V179H193ZM36 179H38V180H36ZM123 179H125V180H123ZM147 179V180H146ZM158 179V180H157ZM193 179V180H192ZM36 180V181H35ZM108 180V181H107ZM123 180V181H122ZM126 180H128L129 181V183H131V184H129L128 183V181H126ZM139 180V181H138ZM163 180L165 181V182H163ZM179 180V182H177ZM194 180H195V182H194ZM75 181V180H74ZM113 181V180H112ZM122 181V182H121ZM144 181V182H143ZM249 181H251V179H249ZM248 181V182H249ZM259 181V180H258ZM258 181L257 180H255L254 181V179H253V181H251V185H252V187L250 188L249 187V189H250V191H249V189H248V191H249V194H247L250 198L251 197H253V199L256 197V193H259L260 194V192L263 190V189H260V188H263V187H261V185H262V183L259 181V184H261V185H259V187H258V184H256L257 185V187L256 188H259V190L260 191H258V189H257V191L258 192H255L254 191V193H255V196H254V193H251V189L252 190H255V189H253V188H255L254 186V184L255 183H258ZM143 184H142V183ZM176 182V183H175ZM192 182L193 184H195L198 188H194L195 186L191 183ZM253 182H254V184H253ZM127 183V184H126ZM141 183V184H140ZM166 183L168 184V186H169V188L170 189H168L167 188V185H166ZM72 184H75V182H73V183H71V187H73L72 186ZM87 184H85V185H87ZM139 184H140V187H139ZM156 184V185H155ZM157 184H158V186H157ZM176 184V185H175ZM198 184V183H197ZM155 185V186H154ZM171 185H173L174 187H171ZM190 185V186H189ZM191 185H192V187H191ZM166 186V187H165ZM70 187V188H71ZM74 187H76V189H79V188H77V186H75L74 185ZM96 187V188H95ZM139 187V188H138ZM190 187V191H189V188ZM46 188V189H45ZM155 188V189H154ZM158 188H161L160 190L158 189ZM192 188H194V191H195V189H196V194L194 195V191L192 190ZM45 189V190H44ZM140 189H143V190H140ZM167 189V190H166ZM186 189V190H185ZM187 189H188V191H187ZM157 190L160 192H157ZM170 190V191H169ZM191 190H192V193H193V196H190L188 193L189 192H191ZM47 193H45V192ZM49 191L51 192V193H56V194H50L49 193ZM64 191V192H63ZM141 191V192H140ZM185 191V192H184ZM186 191H187V193H186ZM247 191V192H248ZM67 192V194H65ZM140 192V193H139ZM164 192V193H163ZM253 192V191H252ZM49 193V194H48ZM192 193H191V195H192ZM77 195V197L76 196H72V195ZM244 193H242V194H239V195H241V197H242V195H243ZM49 195H51V196H53V197H51V196H49ZM131 195V196H130ZM137 195V196H136ZM158 195V196H157ZM198 195H196V196H198ZM238 195V196H239ZM172 196V197H171ZM189 196H190V198H191V202L190 203H192V204H190L189 206L187 205L188 203V200L190 201V198H189ZM195 196V197H196ZM258 196V195H257ZM47 197V198H46ZM51 197V198H50ZM156 197V198H155ZM161 197V198H160ZM173 198V203H172V206H171V208H173V210L171 209V208H169V209H165V210H169L171 213H173V211H174V213L175 214H177L176 215V217L177 216H179V218H176V220L177 219H179V220H182L181 222L183 223V224H181L180 226H179V230H180V228H181V230L180 231H182V234H183V236L178 232V230H177V228H178V226H177V223H176V221L174 220V219H172L173 218V216H171V215H174L175 216V214L173 213V214H171L170 216L172 217V218H170V216H169V214H170V212L169 211H165L168 215L167 216H164L166 213L164 212V213H161V211L162 210H164V209H162V208H164V206L166 207V205L167 204H169V203H171L170 201L171 200H169V199H171V198ZM187 197H188V199H187ZM240 197V196H239ZM238 197V198H239ZM247 197V196H246ZM56 198V199H55ZM248 198V197H247ZM249 198V199H250ZM48 199V200H47ZM155 201H154V200ZM163 200L162 202H164L165 204H166V202L169 200V202L165 205L164 203H162V205L161 204H158V202H159V200ZM31 200V201H30ZM55 200V201H54ZM151 200V204H150V201ZM158 200V202H156ZM228 200V199H227ZM245 200V199H244ZM50 201V202H49ZM54 201V202H53ZM234 201H235V199H234ZM157 203V207L156 206H154L153 205V203ZM223 201H221V203H222ZM30 203V204H29ZM32 203V204H31ZM146 203H148V204H150V205H146ZM220 203V204H221ZM232 203H236L235 205L234 204H232ZM25 204H27V206L25 205ZM219 203H218V206L219 207H222V208H225L224 207V204L221 206ZM24 205V206H23ZM146 205V206H145ZM154 207H153V206ZM164 205V206H163ZM171 205V204H170ZM144 206H145V208H144ZM147 206H149V207H147ZM162 208H161V207ZM194 206V205H193ZM228 206V207H227ZM151 207H153V208H151ZM156 207V208H155ZM167 207H170V206H168L167 205ZM241 207L244 209L243 211H244V213H243V211L241 210ZM141 208H143L142 209V212H141ZM150 208V212H146V211H149V210H147V209H149ZM159 208V209H158ZM160 208H161V210H160ZM157 209H158V212H159V216H157L156 214H157ZM252 209V210H251ZM261 209H263V210H261ZM153 210V211H152ZM180 210V211H179ZM181 210L183 211V212H181ZM195 210H196V208H195ZM240 210V211H239ZM22 213H21V212ZM156 211V212H155ZM177 211H179V212H181V216L182 217H180V215H179V213L177 212ZM139 212V213H138ZM146 212V214L148 213L149 215H150V217L152 216V218L150 219V217L148 218V217H146V219H144V217H143V214ZM152 212V213H151ZM156 214H155V213ZM219 212V213H220ZM245 212H246V214H245ZM260 212V213H261ZM17 213H20V214H17ZM153 213L155 214V215H153ZM192 213H196L194 216L192 215ZM17 214V215H16ZM24 214V215H23ZM161 214H164V215H162L161 216ZM245 214V215H244ZM21 217H20V216ZM137 215H141L140 217L139 216H137ZM2 216V218H4ZM16 216V217H15ZM18 216V217H17ZM139 217V218H136V217ZM145 216V215H144ZM148 216V215H147ZM163 216L164 217H168L169 216V218H168V220H172L173 221V225H172V221H170V224L171 225H169V223H168V225L170 226V228H169V226L167 227L165 224H164V221H166V220H163L162 221V218H163ZM216 216V215H215ZM239 216H241V218L239 217ZM19 217H20V219H19ZM131 217L133 218V219H131ZM141 217H143V218H141ZM160 217H162V218H160ZM201 218V217H200ZM228 218V219H227ZM237 218V219H236ZM16 219H18L19 220V222L20 223H18V220H16ZM142 219V220H141ZM155 219V220H154ZM158 219V220H157ZM165 219V218H164ZM235 219L237 220V221H235ZM239 219H241V220H239ZM135 220V221H134ZM139 220H140V224L142 225H140L139 224ZM167 220V221H168ZM179 220H177V222L179 223L180 221ZM184 220V221H183ZM230 220V221H229ZM246 220V221H245ZM175 221V222H174ZM226 221H228V222H226ZM233 223H232V222ZM239 221V224L237 223ZM249 222L248 224H250L249 226H251L252 227V229L251 228H249V226H247V223L246 222ZM134 222V223H133ZM138 222V223H137ZM160 222H162V223H160ZM213 222V223H214ZM222 222H224V223H222ZM243 222H245V223H243ZM131 223H133V226H132V224L130 225ZM136 223H137V225H136ZM149 223L151 224V225H149ZM157 223V224H156ZM220 223H222V224H220ZM242 223V224H241ZM148 224V225H147ZM155 225L154 227L152 226V225ZM176 224V225H175ZM199 224H200V226H202V227H200L199 228ZM227 224V225H226ZM230 224V225H229ZM236 224H237V226H236ZM244 224V225H243ZM1 226L3 225V222L0 224ZM139 225V226H138ZM165 225V226H164ZM216 225V226H215ZM219 225V226H218ZM240 225V226H239ZM242 225H243V227H242ZM251 230V231H254V232H251V234H248V238H246V237H243V232L245 231H248V233H250L249 232V229L247 230H243V232L241 231L242 229H244L246 226ZM0 226V227H1ZM129 226V227H128ZM147 226V227H146ZM159 226V227H158ZM162 228H161V227ZM176 226V229L174 228ZM198 226V227H197ZM230 226V227H229ZM232 226V227H231ZM236 226V227H235ZM245 226V227H244ZM17 227H19V228H17ZM143 227V228H142ZM145 227H146V229H145ZM152 227V228H151ZM167 229H166V228ZM185 227V228H184ZM234 227V228H233ZM239 227H241V228H239ZM133 228V229H132ZM172 228H174V230L176 231L177 230V232L176 233H174V231L172 230ZM183 228H184V230H186V231H184L183 230ZM199 228V229H198ZM212 228V227H211ZM222 228V229H221ZM225 228V229H224ZM229 228H230V230H229ZM12 231H11V230ZM22 229H24V230H22ZM43 229V230H42ZM128 229H130L131 230V233H130V230H128ZM145 229V230H144ZM152 229V230H151ZM161 229V230H160ZM171 231H170V230ZM194 231H193V230ZM198 229V230H197ZM220 229V230H219ZM232 229V230H231ZM7 230L8 231H11V232H7ZM19 230V231H18ZM128 230V231H127ZM143 230H144V234H143ZM158 230V231H157ZM191 230H192V232H191ZM234 230V231H233ZM240 230V231H239ZM255 230H257V231H255ZM263 232H262V231ZM170 231V232H169ZM184 231V232H183ZM218 231H219V233H218ZM226 233H225V232ZM228 231H229V233H228ZM14 232V233H13ZM127 232H128V234H127ZM166 232V233H165ZM186 232V233H185ZM187 232H189L188 234H187ZM195 232V233H194ZM199 232V231H198ZM200 232L198 233V235L200 234ZM213 232V233H212ZM236 234H235V233ZM245 232H244V234H245ZM5 233V235H3ZM11 235V236H9V234ZM16 233H18V234H16ZM22 233L23 234H25V235H22ZM158 233V234H157ZM193 233H194V235H193ZM203 233H205L206 235L208 234L207 233V231L206 232H203ZM238 233H239V235H241V237L238 235ZM259 233V234H258ZM6 234H8V235H6ZM15 234V235H14ZM135 234V235H134ZM164 234H166V236L164 235ZM172 234V236H170ZM174 234V235H173ZM175 234H177V235H175ZM178 234H179V236H178ZM204 234V235H205ZM212 234H217V235H215V236H211ZM222 234H225V235H222ZM254 234V235H253ZM122 235V236H121ZM128 237H127V236ZM156 235V236H155ZM180 235L182 236L181 238H180V240H176V239H179V238H177V237H180ZM186 235H188V236H190V237H188V236H186ZM201 235V234H200ZM205 235V236H206ZM246 235H247V232H246ZM259 235V236H258ZM23 236H24V238H23ZM131 236V237H130ZM149 236V237H148ZM165 236V237H164ZM169 236V237H168ZM175 236H177L175 239L173 238V237H175ZM204 236V237H205ZM254 236V237H253ZM260 236H261V238H260ZM3 237V238H2ZM160 237V238H159ZM192 237H194L193 238V240H192ZM211 237H213V239L211 238ZM240 237V238H239ZM258 239H257V238ZM5 238V239H4ZM22 238V239H21ZM29 238V239H28ZM32 238V239H31ZM169 238H171V239H173V240H169ZM191 238V239H190ZM1 239H4V240H1ZM6 239H8V240H6ZM32 241H31V240ZM133 239V240H132ZM161 239V240H160ZM166 239V240H165ZM183 239V240H182ZM188 239V240H187ZM224 239V238H223ZM222 239V240H223ZM241 239V240H240ZM12 240V241H11ZM17 240V241H16ZM25 240V241H24ZM28 240V241H27ZM34 240V241H33ZM158 240H160V241H158ZM165 240V241H164ZM168 240V241H167ZM192 240V241H191ZM195 240V241H196ZM225 240V239H224ZM223 240V241H224ZM249 240V241H248ZM3 241H4V244H3ZM19 241V242H18ZM31 241V242H30ZM162 241V242H161ZM167 242V243H164V242ZM175 241V242H174ZM212 241V243H209V242H211ZM10 242H11V244H10ZM18 242V243H17ZM20 242H22V243H20ZM39 242V243H38ZM130 242V243H129ZM134 242V243H133ZM159 242H160V244H159ZM171 242V243H170ZM178 242V243H177ZM180 242H184L185 243V246H186V248L184 247V243L182 244V243H180ZM188 242V243H187ZM197 242V241H196ZM206 242H207V246H206ZM251 242V243H250ZM8 243V244H7ZM16 243V244H15ZM125 243V244H124ZM152 243V244H151ZM199 243H201V242H199ZM224 243H225V241H224ZM35 244V245H34ZM43 244V245H42ZM132 245V246H130V245ZM175 244H176V246H175ZM180 245L181 247H179L178 245ZM192 244V245H191ZM230 244H232L231 246L233 247V248H231V251H230V254H229V245ZM11 245V246H10ZM34 247H33V246ZM149 245V246H148ZM171 245V246H170ZM183 245V246H182ZM200 245H202V246H200L201 247V249H202V247H203V251L201 250V249H199V246ZM130 246V248L131 249H129L127 252H126V250L128 249V247ZM145 246H147V247H145ZM150 246H151V249H150ZM170 246V247H169ZM174 246V247H173ZM192 246V247H191ZM193 246L194 247H198V249L197 250H200L199 252H195V249L194 250H192L193 249ZM263 246V247H262ZM11 247V248H10ZM126 247V248H125ZM163 247V246H162ZM161 247V248H162ZM214 247V246H213ZM213 247H211L210 246V248H212V249H214ZM238 247H240V248H238ZM35 248H37V249H35ZM146 248V249H145ZM206 248V249H205ZM209 248V249H210ZM248 248V249H247ZM250 248H252L251 250H249ZM256 248V249H255ZM262 248V249H261ZM5 249V250H4ZM121 249V250H120ZM150 249V250H149ZM153 249V250H152ZM181 249H183V250H181ZM189 249H190V253L191 252H193V253H191L192 254V256H194V253L196 254V253H198L199 254V256L200 255H203V256H200V257H198V261H196L197 260V258H195V259H192V256H191V254L190 255H188L189 253ZM212 249H210V251H209V254H210V252H211V254L212 255H214L213 254V251H212ZM216 249V248H215ZM214 249V250H215ZM244 249H245V251H244ZM257 249L260 251V249L262 250L261 252H259V251H257ZM16 250V251H17ZM120 250V251H119ZM131 250V251H130ZM185 250H188V251H185ZM253 250H256V251H253ZM15 251V250H14ZM15 251V253H18V252H16ZM143 251V252H142ZM150 251V252H149ZM153 251V252H152ZM184 251V252H183ZM202 251V252H201ZM10 252H12V251H10ZM10 252H8V253H10ZM23 252V253H22ZM152 252V253H151ZM161 252H164L162 249H161ZM180 252V253H179ZM187 252V253H186ZM256 252H258L257 254V256H255L256 255ZM0 253V254H1ZM39 255H38V254ZM121 253V254H120ZM131 253V256H129L128 254H130ZM203 253V254H202ZM240 255H239V254ZM22 254H24V256H22ZM34 256H33V255ZM118 254V255H117ZM125 254H127V255H125ZM132 254H135V256L133 257L132 256ZM139 254H143V255H139ZM146 254H147V256H146ZM182 254H183V256H182ZM148 255H149V257H148ZM187 255V258L185 257ZM229 255H231V257L229 256ZM237 255V256H236ZM252 255H253V257H252ZM24 258H22V257ZM40 256V257H39ZM117 256V257H116ZM119 256V257H118ZM196 256V255H195ZM261 256V255H260ZM33 257L35 258V259H33ZM37 257V258H36ZM55 257V258H54ZM57 257V258H56ZM124 257V258H123ZM126 257H128L129 259H127ZM132 257V258H131ZM137 257H139V258H137ZM145 257V258H144ZM149 259H148V258ZM151 257H152V259H151ZM179 257V258H178ZM182 257V258H181ZM232 257H233V259H232ZM247 257V258H246ZM251 257H252V259H255L254 261L251 259ZM256 257H257V259H256ZM50 258V259H49ZM130 258H131V260H133V261H131L130 260ZM133 258H135V259H133ZM141 258V259H140ZM184 258H186L185 260H184ZM194 258V257H193ZM201 258V259H200ZM242 258V259H241ZM26 259V260H25ZM48 259V260H47ZM52 259V260H51ZM54 259V260H53ZM63 259V261H61ZM150 259L152 260V261H150ZM154 259L156 260V261H154ZM183 259V260H182ZM188 259V260H187ZM200 259V260H199ZM23 260H24V262H23ZM30 260V261H29ZM33 260H36L35 262L33 261ZM119 262H117V261ZM136 260H138V261H136ZM158 260H160L161 262H158ZM195 260V261H194ZM213 260H216V261H213ZM228 260H230V261H228ZM241 260H242V263H241ZM248 260H250V261H248ZM252 260V261H251ZM29 261V262H28ZM38 261H39V263H38ZM47 261H49L48 263H47ZM56 261V262H57ZM122 261V262H121ZM145 261H146V263H145ZM148 261V262H147ZM174 261V263L176 264V262ZM188 261V262H187ZM223 261V262H222ZM243 261H244V263H243ZM247 261V262H246ZM262 261V262H261ZM41 262V263H40ZM81 262V263H80ZM86 262V263H85ZM117 262V263H116ZM132 262V263H131ZM155 262V263H154ZM157 262V263H156ZM180 262V263H179ZM197 262V263H196ZM206 262H205V264H206ZM211 262H213V263H211ZM215 262V263H214ZM222 262V263H221ZM238 262H240V263H238ZM258 262V263H257ZM148 263V264H149ZM199 263V264H200ZM204 264V263H203Z\"/></svg>",
    "mask_w": 264,
    "mask_h": 264
},
{
    "label": "bare ground",
    "instance_id": "2",
    "mask_svg": "<svg viewBox=\"0 0 264 264\" xmlns=\"http://www.w3.org/2000/svg\"><path fill=\"white\" fill-rule=\"evenodd\" d=\"M41 1V0H40ZM148 1V0H147ZM150 1V0H149ZM152 1V3H150L149 2V4L147 3L146 4V2H145V4H146V6H148V5H152V6H154L153 5V3H158V1H156V0H154L155 2H153V0H151ZM168 1H171V2H169V3H172V0H167V2H163L164 4L166 3L167 5H170V7L171 6H174V5H176L177 3H179V1H181V0H177V2L175 1V4L173 3V4H169L168 3ZM173 1V2H174ZM183 1V4H185L184 3V0H182ZM192 1L193 2V0H186V3H187V6H183V7H181L182 8V10H181V12H180V16H178L179 15V10H177V7H179V6H181L180 4L178 5H176L177 7H171L170 9H168L169 7L166 5V6H163V5H161L162 4V0H161V3H160V5L161 6H163L162 8H161V10L158 8V6L157 7H155V8H152V6L150 7V6H148V9L150 10V9H152V10H154V11H150V12H155L154 13V15L155 14H157L156 13V10H157V12H159V14L161 13L160 11H162L165 7L168 9V12H170L171 11V13H169V14H171V15H174V11L175 10H177L178 11V15H175V17L177 16L179 19H180V17H181V15H183L182 17H183V19H182V17H181V20L180 21H183L184 20V14L183 13H185V12H182V11H185L186 10V8L185 7H189V6H191V3L190 2ZM195 2H196V0H194ZM198 1V0H197ZM200 1V2H199ZM198 1V6L199 5H202V8L200 9L199 7H197V6H193V7H195L197 10H198V8L200 9V11H204V14L203 15H205V16H201V15H198V14H200L201 12L200 11H197L196 9V11L195 12H197V18L198 19H200V22H199V20L197 19V18H195L194 16V19H192L193 17H191V15H189L190 13H188V11H189V8H188V11H186L187 13H185V14H187L188 16H190V18H191V20L189 21V17H187L188 18V24L192 21V25H193V22L195 23V21H198L199 22V24H201V22L203 23V24H201L202 25V28H199V27H197V30H200L199 31V36H200V32L201 33H203V31H201V30H204L203 29V26H206L207 25V27H208V24H206V25H204V23L207 21V20H210L211 21V19H212V21L213 20H215V26L213 25L214 24V22H211L210 24H211V26L213 25V28H214V30L216 29L215 27H216V25L218 24V23H221V22H223V18H227L228 17V13L229 14H231V15H233L234 14V12L236 11V8L235 7H232V4L230 5H228V6H230L231 7V9H234L233 11H232V13H230L231 11V9L230 8H228V10H226V8H225V5H224V2H225V0H199ZM228 1L229 0H226V7H227V4H228ZM231 1V0H230ZM237 1L238 0H235V2H236V4H237ZM36 2V1H35ZM59 2H61V1H59ZM136 2L138 3L137 5H136ZM140 2V3H139ZM139 2L137 1V0H62V2H61V6H59V8L58 9H60V7H63V9H62V11L65 9V13L67 14L66 16H62V17H64V19H61L60 18V16H58L59 17V19H60V21H59V19L58 20H56V21H54L55 23L54 24H56V22L58 21L59 23H57L56 24V26H55V28H54V30H53V28H52V30H51V33H54V36H53V34L51 35V36H53V38L55 37V39H56V37L58 38V39H56V40H58L56 43H53L54 41L51 39V37L49 36V38H50V40L49 41H51L50 43L51 44H48L47 43V40L45 41V39L43 40L42 38H44L43 37V34H42V36L40 35V37H42L41 39H42V41L44 42H46L47 44H48V46L46 47L45 46V48H41L40 47V50H43V51H38V50H35V51H33V54H32V56L31 55H28V56H31L28 60H26V61H28L29 62V66H28V68H27V71L25 72V73H23V77L22 78H20V79H18L17 81H14V82H10L11 83V87L9 88L10 90L2 97V98H0V106H5V108L6 109H3V111H6L7 113H8V117H10L7 121H8V123H7V121H6V127H7V130L5 131V132H0L1 134H0V159H2V160H4V158H3V156H5L6 158L8 157V156H6V154H7V151H8V154L7 155H9V150L8 149H6L5 148V146L6 147H8L9 148V145H10V147H13L14 145H16L20 140H21V142H22V139L24 138V139H27L29 136H31L32 137V134H33V137L35 136V134H37V130H39V129H43V127H46L47 125H50V123L53 125L52 127H55L54 126V124H53V122L54 121H52V122H47L48 121V119L49 118H47L46 116V119H45V122H47V123H49V124H45V125H41L40 123H38V121H39V119L38 120H36V118H38V117H40V115H42V112L40 113L39 112V114L40 115H38V117H37V113L36 112H34V113H36V114H32V115H30L29 116V118L27 117V112L29 113V111H31V109H33V111H34V107L32 106V104H35V103H37V104H35V105H37L38 106V109H39V107H40V109L42 108V111L43 110H45L47 113L49 112V111H51L50 110V107L51 106H53V104H55V102L51 105V104H48L46 101H48V100H44L42 97H44L46 94H50L51 93V95L53 94H55L57 97H58V100H59V95H61L62 96V94H61V92H60V89H63V92H68L69 93V96L68 97H70L71 98V96L72 97H74L75 99H76V96H73V95H79V94H76L75 93V89H77L78 90V88H80L82 85H85L84 87H86L87 85H90V86H93V85H95V87H96V85L98 86L99 84H101V83H103L104 81H111L114 77H120V78H122V80L124 81L125 80V82H126V84L122 81V83L121 84H119L120 83V78H119V82L117 83V81H112V82H116L115 84H116V87H117V89H119V87H121L122 85H126V87H121L120 89L121 90H116L115 88V90H112L111 92H110V90L108 91L109 93H107L106 94V92H104L103 90V93H100V90L99 91H97L96 90V92H98V94L99 95H101V97L103 96L102 94H104L105 96H103L101 99L99 98V100H97L95 103H94V105H92L91 103H90V108L89 109H91L90 111L92 112V113H90L91 114V116L90 115H88V117L90 118L91 117V119H92V117H93V119L92 120H89V122H88V124H86V120L82 117V116H80L81 117V119H83L84 121H85V123H83V122H81L80 124H78L77 123V121L75 120V119H77L78 120V118L77 117H75V119H74V117H72L74 120H75V122L79 125V126H77V127H79L78 128V130L76 129V131H77V135L79 136V135H83V136H79V137H76V136H74L75 137V139H76V141H78L77 143L78 144H80V146L79 147H81V148H79V147H77L78 145H75V142H73V141H75V140H70L71 139V137H72V133L75 131V130H73V128L74 127H76V125L74 126H72L73 128H72V130H73V132H71L72 130H71V126H70V124H69V129L71 130H69L70 131V133L72 134L71 136H70V134H69V136H70V138H69V136L67 137V141H69V142H72L73 143V145H72V143L71 144H69L68 142H66L65 140H63V141H65V142H63V143H61V137L63 138L64 137V139H65V136L63 135L62 136V134H64V133H62V129L61 128H65L66 126H68V125H63V127H61L62 126V124L60 125V131L59 132H61L60 134H61V136L59 137H56V135H57V132L58 131H56V130H58V129H56V130H54V131H56V135H54V134H52L54 131H52V129H51V131H52V133H51V136L49 137L50 138V140L51 139H53L52 140V142H50V140L48 139V138H44L45 140H43V142L42 143H44V141H49L50 143H53V141L54 142H57V140L58 139H60L59 141H60V146L58 147L57 146V143H53L52 145L54 146H52L51 144L50 145H47V143H48V141L47 142H45L44 144H42L40 141H36L35 139L33 140V141H35V142H38V143H41L42 144V146L40 145H38V143H35L36 145V147L34 146V144H32V142H30V141H32V138H30V141L29 140H26L27 142H26V145H27V143H29L30 142V144L31 145H33V146H31L30 144H28V145H30V147H34L32 150H29V147H28V149L26 148V149H24V150H27V151H29L28 153H25V154H23L24 153V150H23V155L26 157V159H25V162H26V160L28 161V164H27V162L25 163V165L27 164V166H28V168H26L25 166V169H27L26 171H27V173H26V171H24L23 173H25L26 175L28 174L29 176H27V177H29V178H31V175L33 176V175H37V174H39V176H41V181H42V183H43V181L46 179L47 180V177L49 178V176H48V174L53 170L52 169V166H53V168H55L54 166H58V165H63L64 166V163L65 162H62V161H66V159L67 158H70V156H73L74 158H75V160H76V158L77 157H80V156H82V154L83 155H85V157L87 158V157H89L88 155H89V150H91V153H95L97 150H106V151H104L103 152V159L102 160H99V156H100V159H101V155L99 154V153H102V151L100 152H96V154L95 155H93V154H91L90 153V155H93V157H95V156H97L98 154V158L97 157H95L93 160H91V161H96L97 159L99 160V161H97V162H95L96 163V165H97V168L95 167V165L94 166H89V164L91 165V163H92V165L94 164V162H91V161H89V159L91 158L92 159V156L91 157H89V159L87 158V159H84V156L82 157V159H84L83 161H87L85 164L86 165H82V162L80 163V161H82V159H81V157L80 158H78V160L79 159H81V160H79V163H78V165L80 166H78V165H74V164H76V162H78L77 160L74 162V161H72V160H70L69 159V161L66 163L68 166H69V171H70V165L72 164V166H74V167H77V169H73V170H77V171H75V173L74 174H72V176H70L69 175V171H68V169H67V167H62V168H60V167H58L59 168V171L57 170V168H55L53 171H55V173H58V172H60V169H62L61 171L62 172H65L64 174H66V175H62L63 173H60L62 176H66L67 178V180L70 182L72 179H74V180H72L71 182H70V184L69 183H66L65 182V184L66 185H70V187H71V183H73V182H75V184H72V186L73 187H67L66 189H68V194H70L71 195V193L73 192V189H75L74 191H76V190H78L79 192L80 191H82L79 187H80V185L81 184H83V186H82V189H84V186H85V189L86 188H88V189H91L90 187L92 186L91 184L94 182V181H98L99 182V180H105V179H109V183H110V178H112V177H114L112 180H111V182L113 183L114 181H115V179H116V181L115 182H117V180L118 181H120L121 180V178H120V180L119 179H117L119 176L118 175H126V170L124 171V169H126L127 167H125V168H123V170H122V166H124V164L126 163V160H127V156H129V154L130 153H132V154H130L131 155V157H130V160H131V162L133 161V159H131V158H134V154L136 153L135 151L137 150V152L140 150V149H144L143 151H142V153L145 151L146 152V150H148V151H150L151 149H152V147L155 149L156 147L155 146H157L158 144V147L157 148H159V147H161V143H158V142H160V141H162V140H160V139H162V137L159 139V140H155L154 138H157L158 136L156 135L155 136V133L156 134H158L157 133V131L158 130H155L156 132L155 133H153V130L152 129H156V128H162V130H163V126H164V128L166 127V125L164 124V122L166 123V121H168V116L170 115L171 116V114L173 113V114H176V111H177V109L178 108H180V106L183 104L184 105V107L185 108H190V110H193V107L191 108V107H189L190 105H193V104H195V101H196V99H195V101H194V98H195V96L194 95H197L199 92H201V93H203V95H205V96H202L200 93V95L201 96H199V94L196 96V97H198L199 96V99L200 100H198V102H197V107H200V101L202 100V98H203V100H202V104H205L206 103V101H210L211 103L213 102L212 100H214V98H212V100H210V98L213 96V94H214V92L215 93H218V92H216L217 90H219V92H220V90H222L223 88H225L226 86H222V84L219 82V81H221V82H223V80H221L220 78L222 77V76H220V74H221V71H224L225 70V68H226V70L225 71H227V69L229 70V67H232L234 70H236L237 68H239V64L237 65L236 63H238V61L239 62H243V64L242 65H240V67L241 66H244L246 63V65H248V62L249 63H251V61H248L247 62V60L248 59H250V58H248L249 57V53H252L253 51H254V49L252 48L251 50V52H247V51H245V50H247L249 47H250V45L252 44V43H247L245 40L247 39V37L245 36V38H244V35H246V34H248V33H250V31H251V29L249 30V32L248 33H242V31H240V29H239V31L236 33V31L238 30L237 29V25H235L236 27H234V25H231L232 24V21H231V15L229 16L230 17V19L228 18V22L230 23V24H226L227 22L224 20V22L223 23H225L226 25L224 26H222L221 27V25L218 27L220 30H222V29H224V27H226V31H228L227 30V28H229V30H234L235 32L234 33H236V35H233V36H236V38L235 39H238L237 38V34L239 33V32H241V34L243 35V37L242 38H244L243 39V41L242 40H240L241 42H245V44H247V45H245V46H248V44H249V47L247 48V49H245V50H242L240 47H236V48H239L238 50H236V48H235V46L233 47V46H231V45H235L234 43L233 44H229L230 45V48H234V49H231V53H233L234 51H245V53H248V57L246 56V54L244 53V57H242L243 56V53H241V55L242 56H239L240 54L238 53V55L237 56H239V57H237V58H244L243 59V61H242V59L240 60H236V58H234L235 60H236V62H234V63H231V61H233V58L232 57H234L235 56V54H234V56L231 54V53H229V49H227L228 51L227 52H224V53H228V54H231L232 56H231V58H232V60L230 59V56L229 55H227L229 58L228 59H226V58H224L225 56H226V54H224L223 56H221V58H219V59H222V57H223V61L226 59L227 61H225L226 62V65H224V63H223V65L225 66H223L222 65V67H224V69H221V71L219 70V68L221 67V64H222V62H221V60H220V62H217L219 59H216L217 61H215V58H216V56L214 57V56H212V55H215V52H216V50L218 49V47H220L221 46V44H216V43H214L215 45H214V47L215 48H217V49H215V50H213L214 51V54H211V53H209L210 51L207 49L208 48V46L206 47V49H203V50H206V52H207V50L209 51L208 53L210 54V56L209 57H214V59L213 58H211V59H213L214 61H215V63H219L220 65V67L218 66L217 67V65L218 64H216V66H215V63H214V67H216L215 69H218V71L217 70H214V71H216L218 74H219V78H218V83H220L221 84V86L223 87H219V85L220 84H218V86H216L215 85V87H216V89L217 90H215V91H213V89L212 88H214L213 87V85H214V83L212 82V81H216L217 80V75H215V78L216 79H213V77H211L210 78V76H208L207 75V72L204 74H201V72L199 71L197 74H199L200 73V75H202L203 77H204V75H205V77H206V79L204 80L203 79V81H204V83H203V81L201 82V83H203L204 85H206L207 83H210L208 86H210L211 87V82H212V87L210 88V87H206V90H205V87H202V89H204V92H202L203 90L201 89V86H199L197 89H199V90H196V91H198L197 92V94H195L194 93V95L193 96H189V97H193L192 99V103L193 104H191L190 103V98L188 97V99L187 100H185V99H182V97L181 96H183L184 95V97L183 98H187V96H188V94H181V92L179 93L178 91H175V90H173V92L175 93V92H177L176 93V95H175V97L178 95V96H180V97H178V99L177 98H175L176 100H174V98H173V101H174V103H172V105H174L175 104V101L177 102V101H181V100H183L182 102H180V103H182L181 105H179V103L176 105H174V106H179L178 108L177 107H175L174 108V106H172L171 108L170 107H168V108H170L169 109V112H172L173 110L172 109H174V111L170 114L169 112H168V109L166 110L165 109V111H167V112H163V108H161V109H163V110H160V108H158V106H159V104H160V102H161V100H164L163 98H165V95L167 94V93H169L168 91L166 92V94H163V90L164 89H166V90H169V89H167V88H170V85H169V87H168V84H171V83H169L168 82V84H167V82L165 81L166 79H168L167 77H169V76H166L165 74L166 73H170V71H168L169 70V68H168V64L167 63H164V61L166 60H164L163 59V61H162V54L165 52L164 50H166L168 47H167V45L165 46V41H164V39H165V37L167 38V36L165 35V33L162 31V30H164L166 27H167V24L169 25L170 23H168L169 21L168 20H166V18L164 19V17L166 16L167 17V15H165L167 12H164V11H166L165 9H164V11H162V14L161 15H159L160 16V21H158L159 23L160 22H163V19L165 20L164 22H165V26H160V29H161V31L159 30V29H157L158 31H156L155 30V28H156V26H154L157 22H154V21H156L157 19H158V17H157V19H156V17L155 18H152L154 21V25H151L153 22L151 21L152 19H149V22H150V24H147L146 23V28L147 27H149L150 28V26H154L153 28H150V30H153V31H151V33L150 34H148V32H150V31H146L145 32V30H146V28H145V26H144V30L142 29L143 28V25H144V23H145V21H148V20H146V18H144V16H143V14H145L146 16H147V14L149 13L150 14V12H148L147 14H146V9L143 7V9H144V13H142V11L140 12L139 11V9L138 8H141V5H139V4H143L144 2L142 1H140L139 0ZM159 2H160V0H159ZM235 2H233V4H235ZM239 2V1H238ZM240 2H242L243 4H244V6H243V4L241 5L240 3V5H239V8L238 9H242L241 7H243L244 9L240 12V13H238V14H241L240 16L242 17V15H243V13L245 12V14L247 15V17H252V16H254V18L255 19H250V18H248V19H250V20H254V21H251L252 23L254 22V23H258L257 22V17H259V15H261V17L264 19V17L262 16V15H264V0H240ZM41 3V2H40ZM44 3V2H43ZM46 3V2H45ZM188 3H190L189 4V6H188ZM59 4H57V5H59ZM181 4H182V2H181ZM193 4V3H192ZM235 4V5H236ZM17 5V4H16ZM23 5V4H22ZM144 5V4H143ZM142 5V6H143ZM155 5H157V4H155ZM44 6H45V4H44ZM43 6V7H44ZM139 6V7H138ZM190 7L192 10L194 9L193 7ZM138 7V8H137ZM150 7V8H149ZM160 7V6H159ZM201 7V6H200ZM236 7H238V5H236ZM24 8V7H23ZM147 8V7H146ZM183 8L185 9V10H183ZM35 9V8H34ZM43 9H45V8H43ZM47 9V8H46ZM45 9V10H46ZM56 9H57V6H56ZM57 9V10H58ZM142 9V8H141ZM158 9H159V11H158ZM191 9H190V11L189 12H191ZM36 10V9H35ZM148 10V11H149ZM170 10V11H169ZM42 11V10H41ZM47 11V10H46ZM56 11V10H55ZM173 11V12H172ZM194 11V10H193ZM193 11L191 12V13H193ZM228 11V12H227ZM230 11V12H229ZM244 11V12H243ZM40 12V11H39ZM50 12H52V11H50ZM64 12V11H63ZM62 12V13H63ZM243 12V13H242ZM36 13V12H35ZM41 13V12H40ZM39 13V14H40ZM44 13V12H43ZM46 13V12H45ZM53 13V12H52ZM55 13V12H54ZM58 14H59V12H57ZM61 13V12H60ZM61 13V14H62ZM142 13V14H141ZM151 13V14H152ZM163 13H165L164 15H163ZM182 13V14H181ZM29 14V13H28ZM37 14H38V12H37ZM150 14V16H147V18L148 17H152V15ZM168 14V15H169ZM202 14V13H201ZM236 14H237V12H235V16H236ZM33 15V14H32ZM54 15V14H53ZM163 15V16H162ZM195 15H196V13H195ZM227 15V16H226ZM30 16V15H29ZM42 16H43V14H42ZM50 16H52L51 14H50ZM161 16H162V18H161ZM201 16V17H200ZM234 16V17H235ZM239 16V15H238ZM238 16L236 17L237 19L236 20H238V21H240L239 19H238ZM239 16V17H240ZM243 16H245V15H243ZM255 16H257V17H255ZM36 17V16H35ZM34 17V15H33V18H35ZM38 17H39V15H38ZM43 17H45V16H43ZM55 17V16H54ZM57 17V16H56ZM171 17V16H170ZM185 17V20H187V18ZM204 17V18H203ZM233 17V16H232ZM48 18V17H47ZM50 18H52V19H56V18H53V17H50ZM174 17H172V18H170V19H173ZM205 18H209V19H205ZM242 18H244V20H245V22L247 23L248 22V19L246 20L245 19V17H242ZM40 19V18H39ZM42 19V18H41ZM43 19H45V18H43ZM42 19V20H43ZM161 19H162V21H161ZM169 19V20H170ZM196 19V20H195ZM201 19H205L204 21L202 20L201 21ZM241 19V18H240ZM257 19V20H256ZM174 20H175V18H174ZM185 20H184V22H185ZM220 20H222L221 22H218V21H220ZM236 20L234 21V23L236 22ZM249 20V21H250ZM256 20V21H255ZM260 17H259V22H260ZM41 21V20H40ZM52 21V20H51ZM168 21V22H167ZM172 21V20H171ZM176 21H177V18H176ZM176 21H172V23L174 24H172V26H175V24L178 22H176ZM264 21V20H263ZM39 22V21H38ZM42 22V21H41ZM49 22V21H48ZM183 22V23H184ZM207 22H209V21H207ZM216 22H218L217 24H216ZM243 23V19H241V21H240V23ZM244 22V23H245ZM45 23V22H44ZM46 23H47V21H46ZM46 23L44 24V26L46 25ZM51 23V22H50ZM52 23H53V21H52ZM178 23H180V22H178ZM177 23V24H178ZM182 22H181V25L183 24ZM187 23V21L184 23V24H186ZM239 22L237 23V24H240ZM251 23V24H252ZM253 23V24H254ZM261 23H262V21H261ZM158 24V23H157ZM156 24V25H157ZM162 25H164L163 23H161ZM160 24V25H161ZM176 24V25H177ZM188 24H186V25H188ZM198 23H196V25H199ZM210 24H209V27H211L210 26ZM248 24H250V22L248 23ZM247 24V25H248ZM248 25V26H251V28H252V25ZM47 25H49V24H47ZM51 25L52 24H50V26L49 27H51ZM178 25H180V24H178ZM178 25L177 26H175L174 28L175 29H177V27H178ZM180 25V26H181ZM185 25V26H186ZM228 25V26H227ZM242 25V24H241ZM246 24H244V27H247V25L245 26ZM257 25V26H256ZM255 25V27H253V28H255V29H252V31L251 32H253V30H254V32H253V34L255 33L256 34V27H258L259 29L261 28V26H259V23L258 24H256ZM262 25H264V22H263V24ZM218 26V25H217ZM243 26V25H242ZM53 27V26H52ZM165 27V28H164ZM169 27H170V29H172V30H174L173 28H171V24L169 25ZM182 27H184V25H182L181 26V28ZM193 27V26H192ZM192 27H191V25L190 26H186V27H184L185 29L184 30H187V32L186 31H183L181 28H178L177 30H179V29H181L182 30V32H186V34L188 33V31H189V33H188V35H193L194 33H195V31H197V30H194V28L192 29ZM195 27V26H194ZM208 27V28H209ZM239 27V26H238ZM264 27V26H263ZM45 28H47V27H45ZM148 28V29H149ZM157 28H159V26H157ZM187 28V29H186ZM212 28V27H211ZM211 28H209V29H211ZM237 30H236V29ZM248 28V27H247ZM147 29V30H148ZM168 29L169 28H167V31H168ZM189 29V30H188ZM190 29H192V30H190ZM196 29V28H195ZM209 29L207 30V29H205L206 31H209ZM218 29V33H219V35H221L220 33V30ZM243 29V28H242ZM241 29V30H242ZM258 29V31H260ZM43 30H45V29H43ZM43 30H41V32H43ZM155 30V31H154ZM181 30H179L180 32H181ZM204 30V31H205ZM212 31H213V29H211ZM225 30H224V32H225ZM144 31V32H143ZM179 31H177V33H175V31H174V33H175V35L174 36H177L176 34H179L180 35V32ZM190 31H193V32H191L190 33ZM205 31V32H206ZM211 31V32H212ZM230 31V32H231ZM244 31V30H243ZM245 31H246V29H245ZM244 31V32H245ZM258 31H257V33H258ZM262 31H263V29H262ZM44 32H46V36H48L49 34H51V33H49L48 34V32L47 31H44ZM169 32V31H168ZM166 33V34H169L170 32H172V31H170L169 33ZM179 32V33H178ZM181 32V33H182ZM204 32V33H205ZM229 32V31H228ZM233 32V31H232ZM231 32V34H233ZM264 32V31H263ZM145 33H147V34H145ZM174 33H172V34H174ZM208 32H206L205 34H207ZM215 33L218 35V33L215 31ZM186 34H185V36H186ZM197 34H198V31H197ZM196 34V35H197ZM205 34H201L202 36L204 35L205 36ZM213 34V37L211 36ZM231 35V34H229V33H227L226 32V35ZM240 34V33H239ZM250 34H252V33H250ZM259 35H261L262 36V33H258ZM33 35V34H32ZM36 35V34H35ZM37 35H39V34H37ZM182 35H184V33L182 34ZM182 35H180V36H182ZM214 31H213V33H210V37H211V39L209 40V41H211L212 40V38H214ZM217 35H216V37H217ZM218 35V36H219ZM224 35V34H223ZM222 35V36H223ZM241 35V36H242ZM173 35H169L168 37H172ZM185 36L184 37H182L184 40H182L181 39V41L184 43V41H187L188 42V40H185V39H190V37H188L187 36V38H185ZM195 36V35H194ZM232 36V35H231ZM247 36H252V35H247ZM256 36V35H255ZM254 36V37H255ZM261 36H258V39H257V36H256V39L257 40H259L260 39V42L262 43V41H263V39H264V37L262 38ZM264 36V35H263ZM21 37V36H20ZM32 37H34V36H31V39H32ZM201 37V36H200ZM207 37V39H209L208 37H209V34L206 36ZM215 37V38H216ZM219 37H221V36H219ZM260 37V38H259ZM18 38V37H17ZM35 38H36V36H35ZM175 38H176V41L178 42L179 41V38H181V37H179L178 38V40H177V37H174V39H173V37L172 38H167L166 40H167V43L166 44H168V39L169 40H171V39H173L174 40V43L172 42V44L174 45V44H176V42H175ZM192 38V37H191ZM194 38V37H193ZM196 38V40H198L199 38L198 37H195ZM195 38H194V40H195ZM198 38V39H197ZM214 38V39H215ZM226 38H229V37H227L226 36ZM241 37H240V39H242ZM249 38H251V37H249ZM204 39H205V37H204ZM204 39H202V41L200 40V45H201V42H202V44L204 45H208L207 43H203V42H208L207 40H204ZM217 39V38H216ZM223 39L225 40V36H223V38L221 39V38H219L218 39V41L220 40H222L223 41ZM232 39V38H231ZM234 39V38H233ZM232 39V40H233ZM252 39V38H251ZM251 39H247L248 40V42H250L249 40H251ZM256 39H254L253 38V40H255V42L257 41ZM30 40V39H29ZM35 39H33V41H34ZM190 40H192V39H190ZM190 40H189V42H190ZM194 40H192L193 42H195ZM198 40V41H199ZM204 40V41H203ZM262 40V41H261ZM21 41V40H20ZM40 42H41V40H39ZM192 41H191V43H192ZM198 41H196L197 43H198ZM216 41V40H215ZM221 41V43L223 44V43H225L226 44V46H227V43L226 42H230L231 40H230V38H229V41H227V39H226V42H222ZM238 41V40H237ZM240 41H238L237 43H236V41H234L236 44H238ZM31 42V44L33 43L32 41H29L27 44H23V41L22 42H18L17 43V47H19V49H20V47H22V48H24V46L26 47V46H28V44ZM38 42V41H37ZM37 42H34V43H37ZM195 42V43H196ZM240 42V43H241ZM251 42H253V41H251ZM254 42V43H255ZM259 42V44H261ZM264 42V41H263ZM45 43V44H46ZM195 43H194V45H195ZM210 43H212L213 44V40L210 42ZM220 43V42H219ZM15 44V43H14ZM42 44V43H41ZM169 44H171L170 42H169ZM169 44H168V46H169ZM185 45L186 44H188V43H184ZM199 44V43H198ZM211 44V45H212ZM256 44V43H255ZM255 44H252L251 45V47H256L257 45H258V42H257V44H256V46H255ZM263 44V43H262ZM38 45H40V43L38 42ZM43 45V44H42ZM41 45V46H42ZM172 45V46H173ZM179 45H183V44H178L177 43V47L179 46ZM189 45H193V44H190L189 43ZM193 45V46H194ZM199 45V46H200ZM210 45V46H211ZM220 45V46H219ZM224 45V44H223ZM264 45V44H263ZM31 46V45H30ZM30 46H28V48L30 47ZM34 46V49L35 48H37L38 46H36V45H33ZM36 46V47H35ZM44 46V45H43ZM167 47L166 49H165V47ZM192 46V47H193ZM209 46V47H210ZM224 47L225 48V50H226V48L227 47H229V46H227V47ZM237 46H240V45H237ZM245 46H242V47H245ZM260 46V45H259ZM65 47V48H64ZM164 47V48H163ZM174 47V46H173ZM172 47V48H173ZM176 47V46H175ZM174 47V48H175ZM202 45H201V47L199 48V49H201V51H202V56H203V50H202ZM213 47V48H214ZM250 47V48H251ZM21 48V49H22ZM28 48H26V50L28 49ZM31 48H33L32 46H31ZM64 48V49H63ZM196 48V46H194L193 47V49H195ZM203 48H205V47H203ZM246 48V47H245ZM257 48V47H256ZM261 48V47H260ZM262 48H263V46H262ZM261 48V49H262ZM18 49V48H17ZM38 49H39V47H38ZM162 49H163V51H162ZM197 49H198V45H197ZM198 49V50H199ZM211 49V48H210ZM29 50V49H28ZM27 50V51H28ZM31 50V49H30ZM61 50V51H60ZM197 50V51H198ZM220 50V49H219ZM218 50V51H219ZM224 50V49H223ZM224 50V51H225ZM232 50H234V51H232ZM258 51H260L259 49H257ZM257 50H255V52H253V54H250L251 56L252 55H258L257 53H259ZM264 50V49H263ZM25 51V50H24ZM26 51V54L29 52H27ZM60 51V52H59ZM182 51V50H181ZM196 51V52H197ZM248 51H249V49H248ZM22 52V51H21ZM31 52V51H30ZM161 52H163V53H161ZM200 51H198L197 53L198 54H200L199 53ZM221 52V51H220ZM223 52V51H222ZM221 52V53H222ZM208 53H207V56H203L204 58L205 57H208ZM256 53V54H255ZM264 51L262 52V54L261 53H259V56H261V57H263L264 56ZM16 54H17V52H16ZM18 54H21V53H18ZM17 54V55H18ZM220 54V53H219ZM164 55H165V53H164ZM163 55V56H164ZM216 55H218V53L216 54ZM221 55V54H220ZM25 57H26V55H24ZM27 56V57H28ZM219 56V55H218ZM247 57V60H246V57ZM250 56V57H251ZM256 56H252L251 57V60L253 61V57H254V59L256 58ZM259 56H257V58L259 57ZM162 57V58H161ZM165 57V56H164ZM201 57V56H200ZM208 57V58H209ZM166 58V57H165ZM182 58V57H181ZM218 58V57H217ZM257 58H256V60H257ZM201 59H202V57H201ZM207 59V58H206ZM229 59H230V61H229ZM258 59H260V58H258ZM261 59H264V57L263 58H261ZM260 59V62L262 61L263 62V60H261ZM69 60H72V62L71 61H69ZM209 60V59H208ZM212 60V61H213ZM234 60V61H235ZM244 60H246V61H244ZM34 61H35V63H34ZM69 62V64L70 63H72V65L70 66V69L68 68V66H66L69 70H67L68 71V73L66 74L65 73V71H61V73H65L66 75H62L60 72H59V68L60 67H62L63 66V64H65V62ZM202 61H203V59H202ZM201 60H199V62H202ZM229 61V62H228ZM67 62V63H68ZM166 62V61H165ZM198 62V61H197ZM197 62H196V67H199L200 65H202L204 62H205V65H202L203 67L204 66H206V67H208V66H210V65H212V63L213 62H209L208 64L209 65H206L207 63H206V60H204L203 62H202V64H200V63H198V65H197ZM245 62V63H244ZM253 62H256V61H253ZM258 63H260L259 61H257ZM33 63V64H32ZM163 63H164V65L166 64L167 65V68L168 69H165V74H164V72H163V68H164V66H163ZM257 63V64H258ZM195 64V63H194ZM253 63H251V64H249L248 66H246V68L248 67L249 69L250 68H252L253 66H250V65H252ZM256 64V65H257ZM261 64V63H260ZM165 65V66H166ZM193 65V64H192ZM227 66V67H226ZM250 66V67H249ZM254 66H255V64H254ZM260 66V65H259ZM262 66V65H261ZM190 67V66H189ZM188 67V68H189ZM193 67V66H192ZM194 68L193 70H192V72H196L195 70L197 69V68ZM212 67V66H211ZM207 68V69H209L210 71H211V69L212 68ZM213 67V68H214ZM166 68V67H165ZM202 67L200 66L198 69L200 70ZM242 68V67H241ZM245 68V66H244V69H246ZM256 68V67H255ZM255 68H253L251 71H253V70H255ZM261 69V67H257L256 69ZM62 69H65L66 70V68H65V66H64V68H62ZM182 69V68H181ZM183 69H184V67H183ZM197 69V70H198ZM204 69H205V67H204ZM231 69V68H230ZM240 69V68H239ZM259 69V70H260ZM264 68H262V70H263ZM177 70H179L180 71V69L178 68ZM185 70V69H184ZM186 70H188L189 71V69H187L186 68ZM232 70V69H231ZM257 71V70H255V72L253 71V72H251L253 75H255V78H257V77H259L258 76V73L261 71ZM168 71V72H167ZM191 71V70H190ZM189 71V72H190ZM202 72H203V69L201 70ZM205 71H207V70H205ZM241 71H243V75L245 76H247L248 74H250V75H248L249 77H251V73H249L250 72V70H246L247 71V73H245L244 74V71L245 70H243V68H242V70L240 69V74H239V70H238V73H237V71L235 72L236 74V76H237V74H239V75H242V73H241ZM180 72H186V71H180ZM209 72V71H208ZM220 72V73H219ZM231 71H227V74H226V72H224V75H228L229 73H230ZM232 72H233V70H232ZM231 72V73H232ZM233 72V73H234ZM257 72V73H256ZM262 72H264V70L263 71H261V73ZM188 73V72H187ZM191 73V72H190ZM193 73V74H194ZM211 73H214L213 72V69H212V71H211ZM216 73V74H217ZM231 73H230V77L232 78V76H231ZM255 73V74H254ZM261 73H259V75L261 76ZM167 74V75H168ZM183 74V73H182ZM196 74V75H197ZM257 74V75H256ZM262 74H264V73H262ZM169 75H172V74H169ZM192 75V74H191ZM195 74H194V76H196ZM209 75H212V74H209ZM222 75H223V73H222ZM224 75H223V78H224ZM234 75V76H235ZM238 75V76H239ZM240 76V78L238 79L237 78V80H238V82H237V80H236V77H234L233 76V79L235 78V80H236V82L240 85V87L241 88H244L242 85H244V84H246L247 85V82L246 81H243L242 79H245L244 78V76ZM197 76H199V75H197ZM207 76L210 78V79H212V81H208V79H207ZM247 76V77H248ZM173 77V76H172ZM172 77H170L171 79H172ZM202 77V78H203ZM226 77H229V76H226ZM241 77H243L242 79H241ZM248 77V78H249ZM254 77V76H253ZM253 77H251V78H253ZM263 77V76H262ZM191 78V77H190ZM199 78V77H198ZM231 78H228L227 79V81L226 80H224V82H226L225 84L227 85V82L229 81V79H231ZM251 78H249V80L251 79ZM261 78V77H260ZM259 78V79H260ZM264 78V77H263ZM262 78V79H263ZM116 79H118V78H116ZM162 79H164V81H162ZM201 79V78H200ZM220 79V80H219ZM224 79H226V78H224ZM233 79H231V80H233ZM242 80L243 81V83L244 82H246V83H244V84H242V81H241V83H239L240 81L239 80ZM247 79V78H246ZM161 80V82L163 83H165V85H163L162 87L160 86V84H159V81ZM169 80V79H168ZM208 82H207V81ZM248 80V84H251L250 82L251 81H253V80H255V79H251V81H249ZM172 81V80H171ZM191 81V80H190ZM189 81V82H190ZM234 81V80H233ZM233 81H229V83H228V86H229V84H230V82L231 83H233ZM262 80L260 79L259 81H255L256 82V84H257V86H259V87H261V86H263V82H264V80H263V82H261ZM40 82H43V84H44V88H40V86H39V88L40 89H38L37 91H36V93H32L33 95H32V97H35V98H33L34 100H36L37 98L36 97H41V98H38V100H37V102H35V103H31V98L32 97H27L26 96V93L23 91V90H21V92L18 94L16 91H17V88H19V87H21V88H23L22 87V85L24 86H27V87H29V89L32 87V88H34L35 86H38V83H40ZM111 82V83H112ZM160 82V83H161ZM196 82V81H195ZM223 82V83H224ZM105 84H106V82H104ZM110 83V82H109ZM109 83H107L108 85L107 86H112V85H109ZM237 83H235L234 82V84H237ZM260 83H263L262 85H260ZM115 84L112 86V87H114L115 86ZM187 85H188V83H186ZM190 84H191V82H190ZM193 84H194V81H193ZM215 84H216V82H215ZM224 84V85H225ZM234 84H231V85H234ZM253 85L252 86H255L256 88H257V86H256V84L255 83H252ZM255 84V85H254ZM40 85V84H39ZM102 85V84H101ZM121 85V86H120ZM162 85V84H161ZM186 85V87H188ZM203 85V86H204ZM100 86V85H99ZM98 86V87H99ZM105 86V85H104ZM104 86H102V87H104ZM107 86H105V87H107ZM235 86V85H234ZM234 86H233V88H234ZM237 86V85H236ZM252 86H245V88L246 87H248V89L249 88H251ZM88 87V86H87ZM102 87L101 88H97V89H102ZM218 87V88H217ZM264 87V86H263ZM263 87H261L260 88V90L263 88ZM31 88V90H32V92H33V89ZM38 88V87H37ZM75 88V89H74ZM111 88V87H110ZM207 88H209V89H207ZM219 88H222V89H219ZM232 88V87H231ZM237 88H239V87H237ZM241 88H239V91L240 90H244V89H241ZM255 88V89H256ZM35 89V88H34ZM88 89H89V87H88ZM87 89V91L86 90H84V91H86V92H89V90ZM92 89V88H91ZM90 89V90H91ZM107 89H109V88H107ZM195 89V88H194ZM200 89H201V91H200ZM230 89V88H229ZM244 90V91H247V94L250 92H252V91H250L251 89H249V90ZM259 89V88H258ZM264 89V88H263ZM262 89V90H263ZM19 90V89H18ZM26 92H28L27 91V89H26V87H25V89H24ZM31 90H29L30 92H31ZM95 90V89H94ZM93 90V91H94ZM170 90H172L171 88H170ZM188 90V89H187ZM208 90V91H207ZM210 90V91H209ZM224 90V89H223ZM221 91L220 93H225V92H228V88H227V90H225V91ZM254 90V89H253ZM79 91H81L80 89H79ZM83 91V92H84ZM92 91V94L94 93ZM136 91V95H140L139 97H135L134 95H133V92H135ZM165 91V90H164ZM195 91V92H196ZM212 91V92H211ZM230 91H231V89H230ZM249 91V92H248ZM258 92V90H255V91H253V92ZM95 92V93H96ZM205 92H207L208 93V95H209V93H213L212 94V96L211 97H209V99H207L206 101H204L206 98L205 97H207L208 95H206V94H204ZM243 92V91H242ZM242 92H240V93H242ZM138 93V94H137ZM165 93V92H164ZM180 95H179V94ZM190 93V95H192L193 94V92H189ZM192 93V94H191ZM249 93V94H250ZM48 94V95H49ZM83 94V93H82ZM89 94V93H88ZM97 94V95H98ZM170 94V96L167 94L166 95V97H168L169 96V98L172 96V95H174L173 93L171 94V92L169 93ZM210 94V95H211ZM236 94V93H235ZM243 94H246L245 92L244 93H242V95ZM65 95H67V94H65ZM85 95H86V93H85ZM94 95V94H93ZM209 95V96H210ZM216 95V94H215ZM214 95V96H215ZM224 95H226V94H224ZM82 96V95H81ZM90 96H92V95H90ZM89 96V97H90ZM95 96V98L93 99V100H95V99H97L98 97L96 96V95H94ZM94 96H92V97H94ZM163 97L162 99L160 98V97ZM186 96V97H185ZM46 97V96H45ZM48 98L50 97V100H52V101H54V100H57L56 98L55 99H53L51 96H47ZM46 97V98H47ZM63 97H64V93H63ZM67 97V96H66ZM68 97H67V99H68ZM79 97H80V95H79ZM79 97H77V99H79L77 102L79 103H81V97L79 98ZM83 97H84V95H83ZM86 97H87V95H86ZM97 97V98H96ZM201 97V98H200ZM52 98V99H51ZM91 98V97H90ZM153 98H155V101H154V99ZM158 98H160L161 100H159ZM169 98H167V99H169ZM172 98V97H171ZM179 98H181V99H179ZM208 98V97H207ZM33 99H32V101H33ZM61 99V98H60ZM74 99V100H75ZM76 99V100H77ZM85 99V98H84ZM83 99V100H84ZM88 99V98H87ZM158 99V100H157ZM166 98H165V101L167 100ZM198 99V98H197ZM61 100H63V98L61 99ZM61 100L60 101H58V102H60L61 103ZM89 100L90 99H88V100H86V101H88V103H89ZM93 100H91V101H93ZM64 101H66L67 102V100H65V98H64V100H63V102L62 103H66V102H64ZM70 101V100H69ZM68 101V102H69ZM72 101H73V99H72ZM71 101V102H72ZM86 101H84L83 103H81V104H84ZM156 101H158V104H157V102ZM160 101V102H159ZM164 101V102H165ZM185 101H189V103H190V105H189V103H185ZM205 103H204V102ZM262 101V102H261ZM261 103L263 104V105H261L260 104V102H259V104H260V106H263L262 108L260 107L259 109H258V107H255V106H252V107H255L254 108V110H257V111H253V113L251 112V111H249L250 110V107H245V108H247V109H245L244 111H248L247 112V114L245 115V113H244V111H243V107H239V108H242V111L243 112H241V109H240V112L241 113H244V114H241L238 110L237 111H235L234 109H233V107L231 108L232 109V111H231V109L229 108V111H227V114H229V116H230V113L231 112H233V110H234V112H238V113H236L237 115H240L241 114V118L245 115L246 117L247 116H249V119H250V121H249V119H248V117L247 118H245V120H244V122L241 120V118H239L240 120H238V118H236V117H234V116H231V117H228V115L227 116H225L224 115V113H226V112H222V111H225V110H227V109H224V110H222L221 112H222V115L224 116H222V118H224V120H222V122H220V123H217L218 121H217V119L219 120V119H221V117H217L216 115L215 116H212V117H210V119H209V122L207 121V123H208V125H210L211 126V124L213 125L214 124V122H215V124L213 125V128H212V126H211V130H208L207 131V129H209V126H208V128L204 131V127H202V130H201V132H206V133H209V135H208V137H205L204 136V134L203 133H201V134H203V136H204V138L203 139H205L206 141H204V142H206L207 144H208V141H209V147H208V149H206L204 146H203V143H202V141H203V139L200 137L199 139H201V141H199V140H196V141H198L197 142V145H200V144H202V146L200 145V147L199 148H205V151H203L202 149H200V151L202 150L204 153H206L205 155H207V157H205V155L203 156H201V154H200V151H198V149L196 150V151H198L199 152V154H200V158L202 159L203 158V160L201 161V162H199V163H202L203 161H204V159L206 160V158L208 159V160H206L207 161V165H208V163H210V160L211 161H213V162H211L212 164H214V162H215V160L217 161V159H219V161L217 162L218 163V165H217V163H215L214 165H212L211 163L209 164L210 166H212V168L210 167V169H205V166H204V168H203V166H202V172L200 173V171L198 170V173H197V175L195 176V178H193V179H195L196 181H197V183H196V185H200V187L198 188L195 184H193L192 182V184L195 186L194 188H198L197 189V191L198 190H201L202 188H203V190H202V192H200L199 191V195H198V192H196V189H195V191H194V188H192V190L194 191V195L196 194V195H198V196H193V193H192V190H191V192H189L188 194L190 195V196H193V201H192V203H190L191 202V198H190V196H189V198H190V201L188 200V206L190 205V204H192V205H190V209L192 210L193 209V207H194V210H192L193 212L195 211V212H197V209H198V211H199V209H200V211L197 213V215H195L196 213H192V215L194 216V217H199V219H200V224L201 225H206V224H208V223H211L212 221L214 222V219H216L217 220V216H218V214H219V217H220V214H221V212L223 213V214H225L226 213V217H227V214H228V211H230V214H231V212H232V210H233V212H236L238 209V206H240V205H242L243 203L240 201V199H242L243 198V196L245 195V193H247V194H249V191H250V189H249V187L251 188L252 187V185H251V181H253V179H254V181L255 180H259L261 183H262V185L261 184H259V181H258V183H255L254 184V182H253V184L255 185L254 187L255 188H253V189H255V190H252L251 189V193H254V191L255 192H258V191H260L259 190V185H261V187H263V188H260V189H263L261 192H260V194L259 193H256V197L253 199V197H249L247 194L245 195V198H243V201H246V203L247 204H245V202H244V204L245 205H247V207L245 206V207H243V208H245V210L246 209H250V208H248L249 207V203H251L252 205H251V208H253V212L255 211L254 209H258L257 207H259L258 205L259 204H256V203H261V205H262V203L264 204V145L262 144V142L261 141H263V138H262V136H264V134H263V132L262 131H264V127H263V130H259V127H260V129H261V127L262 126H260L259 124H260V122H264V100H262L261 99ZM30 102V103H29ZM70 102V103H71ZM94 102V101H93ZM210 102H209V104H210ZM31 104L30 106H28L27 104ZM51 103V102H50ZM56 103H57V101H56ZM76 103V102H75ZM77 103V104H78ZM80 103H79V106H80ZM86 104L88 107H89V104ZM161 103H163V102H161ZM198 103L200 104V105H198ZM216 103V102H215ZM59 104V103H58ZM74 104V103H73ZM73 104H69V106L71 105H73ZM157 104V105H156ZM57 105V104H56ZM55 105V106H56ZM62 105V104H61ZM183 105H182V107H183ZM31 106H32V108H31ZM63 106V105H62ZM66 106V105H65ZM65 106H64V108H61L62 110L63 109H65ZM70 106V108H73V107H71ZM78 106V105H77ZM85 106V105H84ZM84 106H81V107H83L84 108ZM86 106V109H88V107ZM91 106L93 107V108H91ZM195 106L196 105H194V108H195ZM213 106V105H212ZM218 105H216V107H217ZM256 106H259L258 105V103H257V105ZM56 107H58V106H56ZM59 107H61L60 106V104H59ZM68 107V106H67ZM67 107H66V110L68 111L69 109H67ZM75 107V109H76V106H74ZM160 107H161V105H160ZM214 107V106H213ZM1 108H3V107H1ZM30 110H29V109ZM53 108H55V107H53ZM52 108V109H53ZM69 108V107H68ZM78 108H80V107H78ZM222 108V107H221ZM234 108H236V107H234ZM257 108V109H256ZM29 111H28V110ZM40 109H39V111H40ZM57 109V108H56ZM75 109L73 108V109H71V110H74V112H76L75 111ZM85 108L83 109V110H86ZM93 109V110H92ZM195 109H198V108H195ZM238 109V108H237ZM253 109V108H252ZM251 109V110H252ZM58 110H59V112H60V109L58 108ZM58 110H56L57 111V113H55V115H57L59 112H58ZM70 110V111H71ZM82 110V109H81ZM83 110H82V112H83ZM176 110V111H175ZM180 109H178V113L182 110L183 112H184V110L183 109H181L180 111H179ZM33 111H31V113L33 112ZM35 111H37V110H35ZM55 111V112H56ZM69 111V112H70ZM80 111V110H79ZM79 111H77V112H79ZM186 111V110H185ZM187 111L188 112H190L189 111V109H187ZM187 111H186V114H187ZM44 112V111H43ZM51 112H53V111H51ZM64 112V111H63ZM63 112H61V113H63ZM81 112V111H80ZM88 113V111H85V115ZM175 112V113H174ZM195 112V110H193V112L191 111V113H188V115H191L192 113H194ZM228 112H230V113H228ZM54 113V112H53ZM68 113V112H67ZM66 113V114H67ZM166 113H168V114H166ZM180 113H182V112H180ZM70 114V113H69ZM69 114H67V115H69ZM75 114V113H74ZM80 115H84V114H81V113H79ZM89 114V113H88ZM165 114H166V119H165ZM172 114V115H173ZM219 114H221V113H219ZM232 115L234 114V113H231ZM45 115V114H44ZM44 115H42V116H44ZM49 113H48V117H49ZM53 115V114H52ZM54 115V116H55ZM61 115V114H60ZM5 116V115H4ZM31 116H34L35 118H31ZM41 116V117H42ZM51 116V115H50ZM54 116H51V118L52 117H54ZM63 116L66 118V116L65 115H62L61 117H62V119H63ZM70 116H71V114H70ZM72 116H73V114H72ZM74 116H77V115H74ZM87 116V115H86ZM85 116V117H86ZM220 116V115H219ZM44 117V118H45ZM55 117H59V115L58 116H55ZM67 117H69V116H67ZM86 118V119H89V118ZM213 117H215V118H213ZM227 117H228V119H227ZM43 117H42V119L39 121V122H42L43 121V119H44ZM51 118L49 119V120H51ZM70 118V117H69ZM170 118V117H169ZM236 118V119H235ZM244 118V117H243ZM33 119L35 120V121H33ZM59 120L61 119V118H58ZM212 119V120H211ZM213 119H214V122L213 123H211L212 121H213ZM216 119V120H215ZM251 119L252 120H254V122H253V124H254V126H256L255 124H257V123H259V124H257L258 126H256L254 129H252L253 128V124H251L252 122H251ZM47 120V121H46ZM55 120V119H54ZM64 120H67V119H64ZM80 120V119H79ZM78 120V121H79ZM164 120H166V121H164ZM211 120V121H210ZM239 121V127H243L244 125H242L243 123H245V121L246 120H248V121H246V124L247 125H249V126H251V127H249V126H247V128H242L241 130L239 129V127L237 126V122ZM37 121V122H36ZM57 121V120H56ZM55 121V125H56V122ZM70 122H71V120H69ZM69 121L66 123V124H68L69 123ZM91 121V122H90ZM219 121H221V120H219ZM259 121V122H258ZM5 122V121H4ZM44 122V123H45ZM61 122H63V121H61ZM74 122V123H75ZM163 122V123H162ZM240 122H243V123H241L240 124ZM250 122V124H248ZM257 122V123H256ZM43 123V122H42ZM73 122H72V124H74ZM156 123H160V125H161V123H162V127H160L159 125V127L156 125L154 128H152V129H149V127L151 126V125H153V124H156ZM211 123V124H210ZM217 123V124H216ZM236 123V126L234 125ZM58 124H60L59 122H58ZM64 124V123H63ZM206 124V123H205ZM216 125V126H215ZM261 125H263L264 126V123L263 124H261ZM204 126H206V125H204ZM206 126V127H207ZM215 126V127H214ZM48 127L49 126H47L46 128H47V132H48ZM56 127H57V125H56ZM151 127H153V126H151ZM150 127V128H151ZM244 127H246V125L244 126ZM141 128H148L149 129V131L146 129V131L144 130V132H143V130L141 129ZM249 128H251V129H249ZM258 128V129H257ZM41 129V130H42ZM139 129H140V131H139ZM41 130H40V132H41ZM138 130V131H137ZM141 130H142V132H141ZM150 130H152L151 132L153 133V136H154V140H155V142L157 141V143H154V141L152 142V143H148V142H146L145 143V145L147 144H152V145H150V146H148V147H151V148H147L146 150H145V148H143V147H141V145H143L144 143H142V142H145L146 140H148V141H150V140H153L152 139V137L153 136H151L149 139H147L149 136H145L144 135V133L145 134H148V135H150ZM160 130V129H159ZM43 131H44V129H43ZM45 131V132H46ZM50 131V130H49ZM50 131V132H51ZM64 132H65V130H63ZM68 131V132H69ZM180 131L181 130H179V132L177 131L176 133H180ZM36 132V133H35ZM44 132V133H45ZM50 132H48V133H50ZM138 132L140 133V135L142 136V134H143V138H145V139H143V141L141 140V136L138 134ZM146 132H148V133H146ZM162 132V131H161ZM35 133V134H34ZM42 133V132H41ZM44 133H42V134H44ZM48 133L46 134V135H48ZM55 133V132H54ZM67 133V132H66ZM151 133V134H152ZM159 133H160V131H159ZM171 133V132H170ZM59 133H58V135H60ZM75 134V133H74ZM178 134H177V137H178ZM201 134H200V136H201ZM40 134H38V136H39ZM54 135V136H53ZM68 135V134H67ZM137 135H139V137H138V139L139 140H136V141H138V143L136 142L135 144H136V146H137V144H139L138 146H140L139 148H137V149H135V150H133L134 148H136V146H135V144H134V142H135V139H137ZM175 135V134H174ZM206 135V136H207ZM55 137V138H51V137ZM105 136V137H104ZM145 136V137H144ZM202 136V137H203ZM35 137H37V136H35ZM83 137H87L86 138V140H90L89 142H91L92 141V143L90 144L89 142V144L88 143H86L87 144V147H89L90 148V146L91 147H93L95 150V152H93L92 151V149H88L86 146H85V144H82V143H85V139L83 138ZM89 137H91V138H89ZM99 137H103V142L101 143V142H99ZM110 137L113 139V141H112V139L110 140V142L112 141V144L110 145V142L108 141V143H109V146H108V143L106 142L105 143V141H104V138H106V139H110ZM147 137V138H146ZM163 137H165V138H167L166 140L168 141V137H166V136H163ZM58 138V139H57ZM68 138H69V140H68ZM84 140H83V139ZM165 138H163V142H162V145H164V144H166V143H164V141H165ZM173 138H175V137H173ZM207 138H208V140H207ZM29 139V138H28ZM54 139H57V140H54ZM72 139H73V137H72ZM78 139H80V141L78 140ZM82 139V140H81ZM108 139V140H109ZM158 139V138H157ZM145 140V141H144ZM29 141V142H28ZM82 141V142H81ZM96 141H98V142H96ZM140 141H142L141 142V145H140ZM260 141V143H258ZM24 142V141H23ZM22 142V143H23ZM80 142V143H79ZM87 142V141H86ZM151 142V141H150ZM168 142H170V141H168ZM206 143H204V144H206ZM255 143V144H254ZM263 143H264V141H263ZM23 144H25V143H23ZM49 144V143H48ZM153 144H155V146L153 145ZM251 144H254V145H258V146H256L255 147V149H254V151H253V147H254V145L251 147ZM263 146H262V145ZM18 145H20V143L18 144ZM18 145H16V146H18ZM146 145V146H147ZM16 146H14V148L16 147ZM39 146V147H38ZM56 146V147H55ZM135 146V147H134ZM137 146V147H138ZM144 146V145H143ZM145 146V147H146ZM53 147V148H52ZM84 147H86L87 149H85V150H87L86 151V153H88V155H86L85 153H78L79 152V150H76L77 148L78 149H80V151H81V149L83 150L84 149ZM134 147V148H133ZM207 147V146H206ZM258 147V148H257ZM17 148V147H16ZM76 148V149H75ZM172 148V147H171ZM174 148V147H173ZM172 148V149H173ZM160 149V148H159ZM169 149V148H168ZM175 149V148H174ZM248 149H250V152H252L253 153V155L251 154V156H254V154H255V150H257L258 149V151H257V155H255L254 157H253V161H251V159H249L248 157H246V158H248V161L250 160V164H248L247 162H246V167L245 168H243V167H241L240 165V168H243V169H240L237 165L239 164L238 162L240 161V162H242L241 160H243V159H241L240 160V158H242V157H240V156H242L241 154H246L247 153V151H248ZM133 150V151H132ZM157 150V149H156ZM207 150V151H206ZM252 150V151H251ZM11 151V150H10ZM163 151V150H162ZM169 151H171V150H169ZM201 151V152H202ZM77 152V153H76ZM83 152V151H82ZM85 152V151H84ZM140 152V151H139ZM173 152V151H172ZM249 152V151H248ZM250 152L248 153L249 154V156H250ZM98 153V154H97ZM134 153V154H133ZM166 153H168L167 152V150H166ZM137 154V153H136ZM173 155H175V154H177V152H175V154L174 153H172ZM198 154V153H197ZM248 154L246 155V156H248ZM105 155V156H104ZM138 155H139V153H138ZM142 155V154H141ZM172 155V157H176V156H173ZM237 155H239L238 157H240V158H238V164L236 163L235 165L238 167V172H237V174H233V173H231V172H233L232 170H234V168H236L235 167V165H234V168L231 170V172H229V170L227 169V167H228V165H231V164H229L231 161H233V159L232 158H234V160H235V162L237 161V158H235V157H237ZM133 156V157H132ZM137 156V155H136ZM147 156V155H146ZM159 156V155H158ZM163 156V155H162ZM166 156V155H165ZM195 156H196V154H195ZM199 156V155H198ZM235 156V157H234ZM250 156V157H251ZM139 157H140V155H139ZM145 157V156H144ZM148 157V156H147ZM152 157H154V156H152ZM205 157V158H204ZM245 157V156H244ZM97 158V159H96ZM149 158V157H148ZM159 158V157H158ZM165 158V157H164ZM166 158H167V156H166ZM165 158V159H166ZM178 158V157H177ZM197 158H199V157H197ZM23 159V158H22ZM150 159V158H149ZM153 159V158H152ZM155 159V158H154ZM24 160V159H23ZM68 160V159H67ZM169 160V159H168ZM168 160H167V162H168ZM193 160H195V159H193ZM245 161H247L246 159H244ZM129 161V160H128ZM138 161V160H137ZM137 161H134V164H132V167H128L129 169L130 168H132V169H130V170H132L130 173H129V171L130 170H128L127 172L129 173H127L128 175H130L133 171H134V169H135V166L138 164H136L135 162H137ZM142 161V160H141ZM166 161V160H165ZM170 161V160H169ZM199 161V160H198ZM206 161L204 162V163H206ZM62 162V163H61ZM89 162H91V163H89ZM163 162V161H162ZM234 161L233 162H231V163H235ZM20 163V162H19ZM24 163H22V165L24 164ZM56 163H57V165H56ZM59 163H61V164H59ZM69 163V164H68ZM71 163V164H70ZM83 163V164H84ZM128 163V162H127ZM146 163V162H145ZM145 163H142V164H144V165H146ZM166 162H164V165H167V163L165 164ZM245 163V162H244ZM163 164V163H162ZM162 164H161V162H159V164H155V166H157L158 165V167H159V165L162 167ZM21 165V166H22ZM66 165V166H67ZM89 167H88V166ZM134 165V166H133ZM141 166V164H138V166ZM148 165H150V163L149 164H147L146 166H148ZM202 165H204L203 163H202ZM206 165V166H207ZM85 166H87L86 168H85ZM131 166V165H130ZM139 166V167H140ZM213 166H215L214 167V169H213ZM242 166H244V165H242ZM24 167H22L23 169H24ZM50 167H51V171H49L48 169H50ZM82 167H84L85 169H80V168H82ZM134 167V168H133ZM139 167H137L136 166V168H139ZM158 167H156L157 168V170H158V172H160V171H164L165 170V172L166 173H168V175L171 173L170 171H169V167L168 168H166V166H165V168L166 169H164V170H162V168L160 169H158ZM164 167V166H163ZM233 166L231 165V167H229V168H232ZM67 170H66V169ZM73 167H71V169H72ZM127 168V169H128ZM152 168V167H151ZM207 168H209L208 166H207ZM22 169V170H23ZM143 169V168H142ZM152 169H154V168H152ZM152 169L150 170L152 173H153V171H152ZM167 169H168V171H167ZM205 169V170H204ZM237 169V168H236ZM236 169L234 170L235 172H236ZM21 170V171H22ZM64 170V171H63ZM67 172H66V171ZM156 169H155V171H154V173H156V171H157ZM160 170V171H159ZM200 170H201V168H200ZM240 170V171H239ZM14 171V170H13ZM16 171V170H15ZM41 171H48L47 173H45V175H47V176H43V174L41 173ZM123 171H124V173H123ZM18 172H20V170L18 171ZM70 172H72V170L70 171ZM170 172V173H169ZM16 173V172H15ZM151 174L152 175V177H153V175L154 176H156V175H160V174ZM160 173H162V172H160ZM165 173V175L163 176L162 174V176L163 177H166V174ZM218 173H220V174H218ZM19 175H20V173H18ZM22 174V173H21ZM25 174H23L22 176H24ZM53 174V173H52ZM135 174V173H134ZM218 174V175H217ZM15 175V174H14ZM138 174H136V176L134 175V177H138L137 176ZM144 175V174H143ZM167 175V176H168ZM191 175V174H190ZM38 176V175H37ZM42 176L45 178V179H42ZM75 176V177H74ZM122 176H120V177H122ZM52 177V176H51ZM50 177V178H51ZM71 177H73V178H71ZM117 177V178H116ZM124 177H127V176H123L122 178H124ZM133 177V178H134ZM158 177H160V179L159 180H161V178H163V177H161V176H158ZM34 178H38V177H34ZM70 178H71V180H70ZM128 179H129V177H127ZM142 178V177H141ZM150 178V177H149ZM154 178V177H153ZM152 178V179H153ZM156 178H157V176H156ZM38 179H40V178H38ZM38 179H36V180H38ZM135 179V178H134ZM157 179V180H158ZM163 179H165V178H163ZM192 179V180H193ZM249 179H251V181H249ZM35 180V181H36ZM123 180H125V179H123ZM122 180V181H123ZM147 180V179H146ZM195 180H194V182H195ZM48 181V180H47ZM108 181V180H107ZM121 181V182H122ZM126 181H128V180H126ZM139 181V180H138ZM249 181V182H248ZM45 182V181H44ZM96 182H94L95 184H96ZM98 182H97V184H98ZM144 182V181H143ZM163 182H165L164 180H163ZM177 182H179V180L177 181ZM90 184L91 186L89 187V185L88 184ZM93 183V185H95ZM99 183H101V182H99ZM128 183H129V181H128ZM142 183V182H141ZM140 183V184H141ZM176 183V182H175ZM190 183V182H189ZM190 183V184H191ZM85 184H87V185H85ZM114 184V183H113ZM127 184V183H126ZM129 184H131V183H129ZM140 184H139V187H140ZM143 184V183H142ZM169 184V183H168ZM168 184L166 183V185H167V188L168 189H170L169 188V186H168ZM256 184H258V187L259 188H256L257 187V185ZM74 185L75 186H77V188H79V189H76V187H74ZM156 185V184H155ZM154 185V186H155ZM176 185V184H175ZM79 186V187H78ZM157 186H158V184H157ZM190 186V185H189ZM93 187V186H92ZM138 187V188H139ZM166 187V186H165ZM171 187H174L173 185H171ZM191 187H192V185H191ZM202 187V188H201ZM73 188V189H72ZM96 188V187H95ZM46 189V188H45ZM44 189V190H45ZM155 189V188H154ZM159 190L161 189V188H158ZM189 189V191H190V187L188 188ZM188 189H187V191H188ZM248 189H249V191H248ZM257 189H258V191H257ZM70 190H72L71 191V193L69 192ZM140 190H143V189H140ZM167 190V189H166ZM186 190V189H185ZM161 191V190H160ZM170 191V190H169ZM187 191H186V193H187ZM248 191V192H247ZM253 191V192H252ZM45 192V191H44ZM64 192V191H63ZM79 192H73V193H76L77 195H78V193ZM141 192V191H140ZM139 192V193H140ZM157 192H159L158 190H157ZM185 192V191H184ZM196 192V193H195ZM46 193V192H45ZM49 193L50 194H56V193H51L50 191H49ZM48 193V194H49ZM160 193V192H159ZM164 193V192H163ZM191 193H192V195H191ZM242 193H244L243 195H242V197H241V195H239V194H242ZM47 194V193H46ZM65 194H67V192L65 193ZM72 195L73 197L74 196H76L77 197V195ZM240 197H239V196ZM258 195V196H257ZM49 196H51V195H49ZM131 196V195H130ZM137 196V195H136ZM158 196V195H157ZM248 198H247V197ZM254 196H255V193H254ZM51 197H53V196H51ZM50 197V198H51ZM172 197V196H171ZM170 197V198H171ZM231 197H232V199L234 198L235 199V201H234V199H233V201L232 200H230L231 199ZM237 199H239V202H241V203H238V202H236V198ZM239 197V198H238ZM47 198V197H46ZM156 198V197H155ZM161 198V197H160ZM230 198V199H229ZM250 198V199H249ZM56 199V198H55ZM187 199H188V197H187ZM228 199V200H227ZM245 199V200H244ZM48 200V199H47ZM154 200V199H153ZM159 200V199H158ZM158 200L156 201V202H158ZM169 200H171L170 202L171 203H169V204H167L168 202H169ZM167 202H166V204L168 205V206H170V207H167V205L164 203V202H162L161 200H159V202H158V204H161L162 205V203H164L165 205H166V207L164 206V208H162L161 206V208L162 209H164V210H162L161 211V213H164L165 211L167 212V211H169L170 209L169 208H171V206H172V203H173V198H171V199H169ZM31 201V200H30ZM55 201V200H54ZM53 201V202H54ZM155 201V200H154ZM221 201H223L222 203H221ZM226 201H228V202H226ZM236 202L237 203V205H236V211H234L235 210V208H233V209H226V204H225V202L227 203V205H229V204H231V203H229V202ZM238 201V200H237ZM50 202V201H49ZM150 202V204H151V200L149 201ZM190 203V204H189ZM218 203L220 204H224V207L225 208H222V207H219L218 206ZM229 203V204H228ZM236 203H232V204H236ZM255 204V206L257 205V207H253V205ZM30 204V203H29ZM32 204V203H31ZM150 204H148V203H146V205H150ZM171 204V205H170ZM240 204V205H239ZM243 204V205H244ZM26 206H27V204H25ZM145 205V206H146ZM153 205L154 206H156L157 205V203H153ZM152 205V206H153ZM194 205V206H193ZM242 205V206H243ZM24 206V205H23ZM145 206H144V208H145ZM153 206V207H154ZM147 207H149V206H147ZM153 207H151V208H153ZM157 207V206H156ZM155 207V208H156ZM264 206H262V208H263ZM161 208H160V210H161ZM195 208H196V210H195ZM242 207H241V210L243 211L244 209H243ZM6 208H4L2 205H0V224L3 222V225L0 227V229H2L3 231H5L6 230V228H7V226L8 227H10V226H15L14 224L16 223V221H10V220H5V217L3 216V212H4V215H5V210ZM142 209L143 208H141V212H142ZM159 209V208H158ZM158 209H157V216H159L160 214H159V212H158ZM165 209H169V210H165ZM172 210H173V208H171ZM218 209H221V210H224V209H226V210H224L225 211V213H224V211H221L220 212V210H218ZM147 210H149V211H146V212H150L151 210H150V208L149 209H147ZM252 210V209H251ZM259 210H260V207H259ZM256 211L255 213H258L259 212V214H261V215H263L264 214V210L263 209H261V210H263V212H261V211ZM153 211V210H152ZM164 211V212H163ZM180 211V210H179ZM179 211H177L178 213H179V215H180V217H182L181 215V212H183L182 210H181V212H179ZM240 211V210H239ZM21 212V211H20ZM146 212L143 214V217H144V219H146V217H150V215L147 213L146 214ZM165 212V213H166ZM170 212V211H169ZM220 212V213H219ZM246 212H248L247 210H246ZM246 212H245V214H246ZM261 212V213H260ZM22 213V212H21ZM139 213V212H138ZM152 213V212H151ZM153 213V215H155ZM168 213V212H167ZM161 214V216L162 215H164V216H167L168 214ZM173 213H174V211H173ZM173 213H171L170 212V214H169V216L171 215V214H173ZM176 213V212H175ZM174 213V214H175ZM243 213H244V211H243ZM248 213H250V211L248 212ZM247 213V214H248ZM17 214H20V213H17ZM16 214V215H17ZM244 214V215H245ZM246 214V215H247ZM21 215V214H20ZM19 215V216H20ZM24 215V214H23ZM145 215V216H144ZM148 215V216H147ZM176 215L177 214H175V216L174 215H171V216H173V218L170 216V218H172V219H174L175 217H176ZM216 215V216H215ZM2 216L4 217V218H2ZM6 216V215H5ZM137 216H139V215H137ZM141 216V215H140ZM139 216V217H140ZM163 216V218L162 217H160V218H162V221L163 220H168V218H169V216L168 217H164ZM228 216H229V214H228ZM264 216V215H263ZM16 217V216H15ZM18 217V216H17ZM21 217V216H20ZM20 217H19V219H20ZM136 217V216H135ZM139 217H136V218H139ZM143 217H141V218H143ZM197 217V218H198ZM240 218H241V216H239ZM152 218V216L150 217V219ZM154 218V217H153ZM152 218V219H153ZM165 218V219H164ZM176 218H179V216H177ZM176 218L174 219L175 221H176V223H177V226L179 225H181V224H183L181 221L182 220H179V219H177V220H179L180 222L178 223L177 222V220H176ZM264 218V217H263ZM131 219H133L132 217H131ZM228 219V218H227ZM237 219V218H236ZM235 219V221H237ZM16 220H18V219H16ZM21 220V219H20ZM142 220V219H141ZM155 220V219H154ZM158 220V219H157ZM164 221V224L167 226L168 225V223H169V225H171L170 224V221H172L171 219L170 220H168V221ZM215 220V222L217 223V221ZM221 220H225V216L224 217H221V219H220V221H218V222H221ZM239 220H241V219H239ZM135 221V220H134ZM174 221V222H175ZM184 221V220H183ZM230 221V220H229ZM246 221V220H245ZM211 223V225L210 224H208L209 225V227L208 228H210V230L209 229H204L203 230V232H206L207 231V233H208V231H210V234H211V230H213L214 231V233H215V231H216V227H214V229H213V226H212V224H215V222L214 223ZM225 222V221H224ZM224 222H222V223H224ZM226 222H228V221H226ZM232 222V221H231ZM18 223H20L19 222V220H18ZM134 223V222H133ZM133 223H131L132 224V226H133ZM138 223V222H137ZM137 223H136V225H137ZM160 223H162V222H160ZM222 223H220V224H222ZM233 223V222H232ZM238 224H239V221L237 222ZM243 223H245V222H243ZM247 223V226H249L250 224H248L249 222L247 221L246 222ZM130 224V223H129ZM130 224V225H131ZM139 224H140V220H139ZM157 224V223H156ZM174 223H173V221H172V225H173ZM200 224H199V228L200 227H202V226H200ZM242 224V223H241ZM16 225H17V223H16ZM19 225V224H18ZM17 225V226H18ZM141 225V224H140ZM148 225V224H147ZM149 225H151L150 223H149ZM164 225V226H165ZM168 225V226H169ZM176 225V224H175ZM227 225V224H226ZM230 225V224H229ZM244 225V224H243ZM243 225H242V227H243ZM20 226V225H19ZM139 226V225H138ZM142 226V225H141ZM153 227L155 226L154 224L152 225ZM167 226V227H168ZM179 226H178V228H177V230H178V232L181 230V228H180V230H179ZM219 226V225H218ZM236 226H237V224H236ZM235 226V227H236ZM240 226V225H239ZM246 226V225H245ZM244 226V227H245ZM245 227L244 229H242L241 227H239V228H241L242 230V232H243V230H248L249 228H251L252 229V227L251 226H249V228L248 227ZM16 227V226H15ZM129 227V226H128ZM147 227V226H146ZM146 227H145V229H146ZM159 227V226H158ZM161 227V226H160ZM181 227V226H180ZM198 227V226H197ZM204 228H207L206 226H203ZM202 227V228H203ZM212 227V228H211ZM230 227V226H229ZM232 227V226H231ZM11 229H13L12 227H10ZM17 228H19V227H17ZM143 228V227H142ZM152 228V227H151ZM155 228V227H154ZM162 228V227H161ZM166 228V227H165ZM169 228H170V226H169ZM175 229H176V226L174 227ZM174 228H172V230L174 231V233H176L177 232V230L175 231L174 230ZM185 228V227H184ZM184 228H183V230H184ZM198 228V229H199ZM202 228H200V230L202 229ZM234 228V227H233ZM7 229H9V228H7ZM10 229V230H11ZM133 229V228H132ZM144 229V230H145ZM167 229V228H166ZM197 229V230H198ZM222 229V228H221ZM225 229V228H224ZM22 230H24V229H22ZM43 230V229H42ZM128 230H130V229H128ZM127 230V231H128ZM144 230H143V234H144ZM152 230V229H151ZM161 230V229H160ZM170 230V229H169ZM193 230V229H192ZM192 230H191V232H192ZM200 230H198L199 232H200ZM220 230V229H219ZM229 230H230V228H229ZM232 230V229H231ZM264 230V229H263ZM12 231V230H11ZM11 231H8L7 230V232H11ZM19 231V230H18ZM158 231V230H157ZM171 231V230H170ZM169 231V232H170ZM184 231H186V230H184ZM183 231V232H184ZM194 231V230H193ZM197 231V233H196V236H198V239L196 240V238H195V240L197 241H195V240H193V238L194 237H192V244L194 245L195 243H197V244H204L205 245V242H203L204 240L206 241L207 239V237H208V239H209V241L211 240L210 239V234L208 233L207 235L205 234V233H201L200 232V234L198 235V232ZM234 231V230H233ZM240 231V230H239ZM251 230L249 229V232H250ZM255 231H257V230H255ZM262 231V230H261ZM2 232V231H1ZM0 232V235L2 236V233ZM177 232V233H178ZM181 232V233H180ZM179 233L183 236V234H182V231H180ZM217 232V231H216ZM225 232V231H224ZM227 232V231H226ZM225 232V233H226ZM245 232V231H244ZM244 232H243V237H246V238H248V234H251V232H254V231H251L250 233H248V231H246L247 232V235H246V232H245V234H244ZM263 232V231H262ZM5 233H6V231H5ZM5 233L3 234V235H5ZM14 233V232H13ZM130 233H131V230H130ZM166 233V232H165ZM186 233V232H185ZM189 232H187V234H188ZM195 233V232H194ZM194 233H193V235H194ZM213 233V232H212ZM218 233H219V231H218ZM228 233H229V231H228ZM235 233V232H234ZM9 234V233H8ZM8 234H6V235H8ZM16 234H18V233H16ZM127 234H128V232H127ZM158 234V233H157ZM206 236H205V235ZM236 234V233H235ZM259 234V233H258ZM15 235V234H14ZM22 235H25V234H23L22 233ZM135 235V234H134ZM145 235V234H144ZM165 236H166V234H164ZM174 235V234H173ZM175 235H177V234H175ZM180 235V237H177V236H175V237H173L174 239L177 237V238H179V239H176V240H180V238L182 237ZM215 235H217V234H215ZM214 234H212L211 236H215ZM222 235H225V234H222ZM233 235V234H232ZM232 235H230L229 237H227V236H223L222 237V239L225 241V243H224V241L221 239V238H219L218 237V235H217V238H216V236H215V239H213V237H211L213 240L212 241H214L215 243H214V247L212 246V244H210V246L211 247H213L214 249H212V248H210V246L209 247H207L208 248V250H207V252H208V255H211V256H213V257H215V259L216 258H223V259H225L224 257H223V255H224V252H225V250L226 249H228V248H226V246L225 245H227V242L229 241H231V239L234 237V236H232ZM238 235H239V233H238ZM252 235V234H251ZM254 235V234H253ZM0 236V237H1ZM9 236H11L10 234H9ZM122 236V235H121ZM127 236V235H126ZM156 236V235H155ZM164 236V237H165ZM170 236H172V234L170 235ZM178 236H179V234H178ZM186 236H188V235H186ZM205 236V237H204ZM232 236V238L231 239H229L227 242H226V239H228V238H230ZM240 237H241V235H239ZM259 236V235H258ZM128 237V236H127ZM131 237V236H130ZM149 237V236H148ZM169 237V236H168ZM188 237H190V236H188ZM239 237V238H240ZM254 237V236H253ZM3 238V237H2ZM23 238H24V236H23ZM160 238V237H159ZM257 238V237H256ZM260 238H261V236H260ZM5 239V238H4ZM4 239H1V240H4ZM22 239V238H21ZM29 239V238H28ZM32 239V238H31ZM30 239V240H31ZM171 238H169V240H170ZM191 239V238H190ZM234 240H235V237L233 238ZM258 239V238H257ZM6 240H8V239H6ZM133 240V239H132ZM161 240V239H160ZM160 240H158V241H160ZM166 240V239H165ZM164 240V241H165ZM171 240H173V239H171ZM183 240V239H182ZM188 240V239H187ZM234 240H232L233 242H234ZM241 240V239H240ZM12 241V240H11ZM17 241V240H16ZM25 241V240H24ZM28 241V240H27ZM32 241V240H31ZM30 241V242H31ZM34 241V240H33ZM163 241V242H164ZM168 241V240H167ZM212 241L211 242H209V243H212ZM249 241V240H248ZM2 241H0V243H1ZM19 242V241H18ZM17 242V243H18ZM162 242V241H161ZM175 242V241H174ZM199 242H201V243H199ZM233 242H230V243H233ZM20 243H22V242H20ZM39 243V242H38ZM130 243V242H129ZM134 243V242H133ZM164 243H167V242H164ZM171 243V242H170ZM178 243V242H177ZM180 243H184V242H180ZM188 243V242H187ZM208 243V244H209ZM251 243V242H250ZM3 244H4V241H3ZM8 244V243H7ZM10 244H11V242H10ZM16 244V243H15ZM125 244V243H124ZM152 244V243H151ZM159 244H160V242H159ZM169 244V243H168ZM168 244H166V246H167V248L166 249H170V248H172V247H170V248H168ZM191 244V245H192ZM207 244V242H206V246L208 245ZM237 245L235 242L233 243V245ZM262 244H264L263 243V241H262ZM35 245V244H34ZM43 245V244H42ZM130 245V244H129ZM165 244H163V245H161V246H158V247H160V248H158V249H152L153 251H154V255H153V257L156 255V257H158L157 255L158 254H160V253H162L163 255H164V258L162 259V257L161 256H163V255H160V257H161V260H162V263L163 264H175L174 263V261L176 260V256H179V255H177L178 253H176V251H173L174 250V248H172L173 250H167V251H165L166 249H164V247H166V246H164ZM178 245V244H177ZM232 244H230L229 245V254H230V251H231V248H233L232 246H231ZM11 246V245H10ZM33 246V245H32ZM130 246H132V245H130ZM130 246L128 247V249L126 250V252L129 250V249H131L130 248ZM149 246V245H148ZM163 246V247H162ZM175 246H176V244H175ZM179 247H181L180 245H178ZM183 246V245H182ZM187 246V245H186ZM186 246H185V243H184V247L186 248ZM195 246V245H194ZM193 246V249L192 250H194L195 249V252H199L200 250H197L198 249V247L196 248V247H194ZM199 246V245H198ZM200 246H202V245H200ZM199 246V249H201V247ZM1 247H3L2 245H1ZM1 247H0V249H1ZM34 247V246H33ZM145 247H147V246H145ZM162 247V248H161ZM174 247V246H173ZM192 247V246H191ZM263 247V246H262ZM11 248V247H10ZM13 248V250H10V251H12V252H10V251H8V252H10V253H1L0 254V264H20V261H22V259L19 257V256H17V254H19V252L20 251H22L21 249H20V251L18 252V250H19V248L20 247H16L15 245H14V247H12ZM17 248H18V250H17ZM126 248V247H125ZM212 249V251H213V254L214 255H212L211 254V252H210V254H209V251H210V249ZM226 248V249H225ZM238 248H240V247H238ZM35 249H37V248H35ZM146 249V248H145ZM150 249H151V246H150ZM149 249V250H150ZM161 249L164 251V252H161ZM248 249V248H247ZM252 248H250L249 250H251ZM256 249V248H255ZM262 249V248H261ZM260 249V251L257 249V251H259V252H261L262 250ZM5 250V249H4ZM16 252H18V253H15V251ZM121 250V249H120ZM119 250V251H120ZM181 250H183V249H181ZM202 251H203V247H202V249H201ZM206 250H204V251H206ZM1 251V250H0ZM131 251V250H130ZM152 251V252H153ZM185 251H188V250H185ZM201 251V252H202ZM203 251V253H204V262H202V259H201V263H200V261H198V257H200V256H203V255H200L199 256V254L198 253H194V256H192V254L191 253H193V252H191L190 253V249H189V254L188 255H190L191 254V256H192V259H195V258H197V260L196 261H198V263L197 264H205V262H206V259H205V257H206V253ZM244 251H245V249H244ZM253 251H256V250H253ZM264 251V250H263ZM143 252V251H142ZM150 252V251H149ZM151 252V253H152ZM184 252V251H183ZM23 253V252H22ZM180 253V252H179ZM187 253V252H186ZM202 253V254H203ZM225 253H227V250H226V252ZM258 252H256V255L255 256H257L258 254H260L259 255V258L257 259V257H256V259L257 260H255V259H252V257H253V255H252V257H251V259L254 261L255 260V262H253V264H255L256 263V261H259V259L262 257V252L261 253H258ZM38 254V253H37ZM121 254V253H120ZM239 254V253H238ZM33 255V254H32ZM39 255V254H38ZM118 255V254H117ZM125 255H127V254H125ZM129 256H131V253L130 254H128ZM127 255V256H128ZM135 256V254H132V256ZM139 255H143V254H139ZM196 255V256H195ZM208 255H207V259L208 260H210V257H208ZM240 255V254H239ZM22 256H24V254H22ZM21 256V257H22ZM34 256V255H33ZM133 256V257H134ZM146 256H147V254H146ZM182 256H183V254H182ZM198 256V257H197ZM230 257H231V255H229ZM237 256V255H236ZM40 257V256H39ZM117 257V256H116ZM119 257V256H118ZM148 257H149V255H148ZM147 257V258H148ZM156 257H154L155 259H158V258H160V257H158V258H156ZM186 258H187V255L185 256ZM194 257V258H193ZM212 257V258H213ZM23 258V257H22ZM25 258V257H24ZM23 258V259H24ZM37 258V257H36ZM55 258V257H54ZM57 258V257H56ZM124 258V257H123ZM127 259H129L128 257H126ZM132 258V257H131ZM131 258H130V260H131ZM137 258H139V257H137ZM145 258V257H144ZM179 258V257H178ZM182 258V257H181ZM186 258H184V260L186 259ZM212 258H211V260H212ZM247 258V257H246ZM33 259H35L34 257H33ZM50 259V258H49ZM133 259H135V258H133ZM141 259V258H140ZM149 259V258H148ZM151 259H152V257H151ZM150 259V261H152ZM154 259V261H156ZM199 259V260H200ZM232 259H233V257H232ZM242 259V258H241ZM262 259V258H261ZM26 260V259H25ZM48 260V259H47ZM52 260V259H51ZM54 260V259H53ZM57 260H59V259H57ZM56 259L51 263V261L49 262V261H47V263L49 262V264H60V263H58L59 261H57ZM183 260V259H182ZM188 260V259H187ZM194 260V261H195ZM207 260V262H210V261H208ZM216 260H218V259H216ZM216 260H213V261H216ZM251 260V261H252ZM30 261V260H29ZM28 261V262H29ZM34 262L36 261V260H33ZM57 261V262H56ZM61 261H63V259L61 260ZM89 261H91V259L89 260ZM88 261V262H89ZM117 261V260H116ZM131 261H133V260H131ZM136 261H138V260H136ZM177 261H180V259H178ZM177 261H175L176 262V264L178 263ZM219 261V260H218ZM228 261H230V260H228ZM248 261H250V260H248ZM23 262H24V260H23ZM64 262V261H63ZM87 262V263H88ZM118 262V261H117ZM116 262V263H117ZM122 262V261H121ZM148 262V261H147ZM158 262H161L160 260H158ZM188 262V261H187ZM191 262L192 261H190V264H191ZM207 262H206V264H207ZM223 262V261H222ZM221 262V263H222ZM247 262V261H246ZM262 262V261H261ZM25 263H27V262H25ZM24 263V264H25ZM38 263H39V261H38ZM41 263V262H40ZM81 263V262H80ZM86 263V262H85ZM86 263V264H87ZM89 263H91V262H89ZM119 263V262H118ZM132 263V262H131ZM135 264L137 263V262H134ZM145 263H146V261H145ZM149 263V262H148ZM147 263V264H148ZM155 263V262H154ZM157 263V262H156ZM180 263V262H179ZM211 263H213V262H211ZM215 263V262H214ZM238 263H240V262H238ZM241 263H242V260H241ZM243 263H244V261H243ZM258 263V262H257ZM21 264H23V263H21ZM30 264V263H29ZM31 264H32V261H31ZM33 264H35V263H33ZM45 264H46V262H45ZM93 264V263H92ZM110 264H112V263H110ZM121 264V263H120ZM129 264V263H128ZM141 264V263H140ZM144 264V263H143ZM149 264H151V262L149 263ZM158 264V263H157ZM181 264V263H180ZM183 264H184V262H183ZM188 264V263H187ZM233 264V263H232ZM246 264V263H245ZM251 264H252V262H251ZM263 264V263H262Z\"/></svg>",
    "mask_w": 264,
    "mask_h": 264
}]
</instances>
